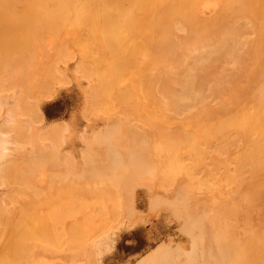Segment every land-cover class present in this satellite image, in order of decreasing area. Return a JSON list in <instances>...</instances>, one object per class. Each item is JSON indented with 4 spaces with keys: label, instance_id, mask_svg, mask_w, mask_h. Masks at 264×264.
<instances>
[{
    "label": "rangeland",
    "instance_id": "374dc122",
    "mask_svg": "<svg viewBox=\"0 0 264 264\" xmlns=\"http://www.w3.org/2000/svg\"><path fill=\"white\" fill-rule=\"evenodd\" d=\"M56 1H58V2H56ZM107 1L108 2L110 1L111 3L110 2L108 3ZM116 1L117 0H105L103 3L101 1L99 2L98 0L97 1H95V0H87V1L86 0H77L76 1L75 0L74 2H66V5H65V3H63L60 0H45L44 2H43V0H35V2H34V0H0V6L3 7V9H2V7H0V12H1L0 13V48H1V50H0V63H1V65L0 66L3 67V68L0 67V69H1V71H0V79H1L0 84H4L3 87H2V85L0 86V88H2V89H0V126L2 125L4 127V129L8 133V137L11 138V142L8 143V145H7L6 140L3 139L2 136L0 135V257H1L0 260L2 259L0 261V263H2V261H3V264H8V263L9 264H138V262L141 261L149 253H153V251L156 248L161 247V246H166V245L170 246V248H172L173 250L174 249L176 250V248H177L179 255H177V253H176L175 255H177V256H176V258L174 257V259L178 263L183 262L185 260V257H183V256L187 255L189 253L188 251L191 248V243H192L191 238L187 234H185V232L181 229V227H182L181 225L183 224V221L181 220L182 218L179 217L178 215H176V213H174V211L170 212V209H169L168 203H167V201H169V200H167L166 197L169 199V196H170L171 197L170 200L174 199L175 195L177 196L176 190H178V187L180 190L181 189L180 186L182 188L188 186L189 187L188 189L190 191L189 192L190 199L188 201L189 203L185 204L186 207H185V205H183L185 208L184 209L182 208V209L184 211L186 210L185 212L190 213L193 211L195 213L197 211L196 208L198 205V207H199L198 213L199 212L202 213L204 211V213H209L210 216H212V214H214L212 216L214 218V223L205 221L203 224V226H205V227H203L204 234L206 233V235H208L207 233L209 230V234L211 233V235H208V236H212V237H210V239L212 241L211 240L209 241L208 240L209 237H206V236H204L203 239H200V242H202L203 244L205 243V245H208L207 241H209L210 242L209 245L212 244L213 247H214V245H217L220 247L221 246L220 243L222 241L221 249L219 247L218 248L220 249V253L223 254V257L220 258L218 256V250L216 249L213 252L215 258L211 260V263H213V264H223V263L224 264H230V259H231V261H232L231 264H234L233 260H235L238 257L239 259L235 260V261H237V263H235V264H238V263L239 264H241V263L242 264H251V263L252 264H264V250L262 249V245L264 246V244H263L264 243V236H263L264 235V170L262 169V166L264 164V153H262L259 150V146H262V145H258V144H262L261 139H262V136L264 134V125H261V124H264V121H261V119L264 120V117H262L264 115V104H263L264 102L263 103H262V101L258 102L259 96H260V100H261V97H262L263 92H264V74H263V71L261 70V66H260L261 62H262L261 60H262V58H264V53L262 56L259 54V56H261L262 58L258 59L257 58V52H255V50L253 51L252 43L255 40L256 35L251 30V27L253 25L251 23L247 22L248 20L257 21V18H240V15H239V17H236L234 19V23L233 22L230 23L229 24L230 26L228 25L223 32H221L220 34L217 33L216 34L217 36L215 35L214 39L216 42L213 39V41H211V45L209 47L202 49L205 51L222 50V52H223V49H221L222 47L220 46V43H219L220 37L225 36V35L227 36V35H230L231 33H234V29H232V28H235V25H234V27H232V26L235 23H236V26H238L240 24L245 25V26L248 25L247 26L248 30L246 33L247 37L245 35V38H244L245 44L241 47V49L236 50L233 53H231L228 50V52H229L228 55L222 54V57H220L217 62L213 63V65L210 67L208 72L204 73V72L199 71L200 73L198 75L196 74L197 78L195 77V79H196V83H197L196 87H197V91H198L197 92L198 96H197V94H196V96L199 97L201 95L200 96L201 99L197 98V100H199V103H195L197 106L194 105L193 110H191V111L189 110V112L185 111L184 113H182V112L178 111V112H176V115H175L174 114L175 111L174 112L171 111L173 114H169L171 112L164 110V105H163L164 99H163V96L161 94H158L159 96L156 95L155 101H154V99H152L153 100L152 101L148 97V93H147V95L144 94V92H146V91H142L143 93L142 92H136V94L133 97L134 100L132 99L133 101L128 102V100L131 99L128 97L129 94L131 95V92L124 91V90L119 91L120 89L125 88V86H130L129 82H131V80H132L131 78H133L134 79L133 81H135V82L139 79L141 81L143 79L142 75L148 77V81L144 80V82H147V83L146 84L142 83V85L144 86L145 89H147V91H149V88H150V86L148 84H150V85L154 84L153 86H156V88L158 86L159 87L158 89H161L163 87V85L165 84V82H164L165 80H163V78H162L165 68L171 67V65H173V67H171V68H174V69H175V67H178L180 65H181L180 67H182L181 63H177V65H176L175 64L176 62L168 61L169 63L167 62L165 65L159 64L160 65V66L158 65L159 68L157 67V65H155L157 69L156 68H155V70L151 69V71L149 72L150 69L148 67V64H152L149 57L146 56V53L148 55V48L147 47L149 44V40L147 39L146 30L144 33V31H143L144 28H142L143 26L138 25L143 20L145 21L146 17H143V16H145L144 13L140 12L142 15L141 14L139 15V12L134 13L130 4H128V2L125 0H119L122 4L121 16L118 17V20H117V16L114 15V18H113L114 20L112 19L111 22L114 21L112 25H116L117 21L120 24H122V23L126 24L125 23L126 21H129L131 23L128 27H129V29L132 30V34L130 35L131 31L129 29H127L129 31L124 32V34L126 36L129 34L128 35L129 37L128 36L127 37L130 39H127V38L124 39L127 41H125L123 44V48L121 49L120 57H118L117 54H115V57H117V59L119 58L120 62L122 61V64L123 63L125 64L126 69L124 67L123 68L126 70L124 72V79L126 81H125V84H122L123 85L122 87H121V85L116 84V87H118V88L115 87V84H113L114 82H112V80H111V82H109L110 77L108 76V74L110 72H109L108 66H109V63L112 61V57L110 55L111 52L109 53V49L106 50L104 48L105 47L104 45H106V48L108 47L107 41L110 37L107 36V29H108V34L111 32V29H109L107 27V22L105 23V21H107V20L105 19L103 21V19L106 17H104L105 15H103V13H102L103 12L102 8L103 9L104 8H110L111 9L113 7L115 8L114 4L116 5ZM37 2H38V4H37ZM42 2H43V4H42ZM93 2H95V3H94V6H92L93 8L91 10V6H89V5H92ZM33 3H34V5H33ZM46 3L48 6L46 5ZM73 3H75V4H73ZM56 4H58V5H56ZM72 4L75 6H73ZM76 4L79 6L77 7ZM109 4H110V6H109ZM31 5H33V9H32ZM239 5L240 4L237 5V3H235L233 5L234 10H237L236 12L241 11V9H242L241 5L240 6ZM84 6H85V8H84ZM123 6H124V8H123ZM128 6H130V7H128ZM46 7H48V9ZM61 7H63V8H61ZM72 9H73V11H72ZM88 9H90V10L88 11ZM3 10H5V11L3 12ZM56 10L61 15L58 14L56 12ZM78 10H80L79 12H81V13L77 12ZM13 11H15V12H13ZM26 11L29 13V15ZM59 11H61V12H59ZM62 11H63V13H62ZM92 11H93V13L95 12V14L89 13ZM99 11H100V14H99ZM217 11H218V6L212 2L200 5L198 7L199 17L202 20H203V17L206 20L207 18H209V16H211L210 17V20H211ZM130 12H132L131 16H130ZM77 13L79 14V16ZM14 14H15V17L13 16ZM81 14L85 17H83ZM136 14H138V15H136ZM212 14H214V15H212ZM80 17H81V19H80ZM87 17H89V19ZM91 18L94 20H92ZM238 18H239V20H237ZM14 19H15L16 25H15V22L13 21ZM65 19H67V22ZM135 19H137V20H135ZM17 20H18V22H17ZM83 20H85V21H83ZM89 20H90V22H89ZM139 20H140V22H139ZM23 21H25V23ZM135 21H137V22L135 23ZM144 21H143V23H144ZM6 22H8V23L6 24ZM21 22H22V25H21ZM94 22H96V23H94ZM103 22H104L105 26L107 27V29L104 27ZM114 23H116V24H114ZM134 24L135 25L137 24V25L135 26ZM8 26L13 27V29L16 28L15 29L16 32ZM68 27H70V28H68ZM135 27H137V28H135ZM230 27H232V28H230ZM95 28H97V29H95ZM228 28H229V30L230 29H232V30L229 31V30H227ZM140 29H141V31H140ZM94 30H95V33L93 32ZM104 30H106V31H104ZM136 30H137V32H136V34H134V31H136ZM138 30L140 32H138ZM250 31H251V33H250ZM19 32H21L22 34ZM127 32H128V34H126ZM12 33H13V35H12ZM96 33H97V36H96ZM137 34L138 35L141 34V35L138 36ZM8 35H10L11 37L16 36L17 38L14 37L15 41L13 42L12 41V40H14V39H12L13 37L11 38ZM109 35H111V34H109ZM26 38H27V41H26ZM134 38H137V39L139 38L138 40L136 39V41H138L137 43H135L136 41ZM8 40L13 45H11L8 42ZM16 40H18V41H16ZM101 40H102V42H101ZM104 40H107V41H104ZM132 41H133V43H132ZM139 42H140V44H138ZM147 42H148V44H147ZM14 43L15 44L17 43V44L15 45ZM217 44H218V46H217ZM8 45H9V47H8ZM18 45H19V47H17ZM134 45L136 46V48H134ZM138 45H140V46H138ZM245 45H246V47H245ZM249 45H251V46L249 47ZM20 46L22 48H24V47L25 48L21 49ZM12 47L13 48L15 47V48L13 49ZM142 47H144V48H142ZM210 47L213 49H211ZM219 47H220V49H218ZM114 48L117 49V44H116V46L114 44ZM9 49H11V50H9ZM17 49H18V52H17ZM134 49H136L137 51L139 50V53H135L136 50H134ZM251 49H252V51H251ZM1 51H2V54H1ZM130 51L131 52L133 51L132 54L130 53ZM140 51H141V53H140ZM243 52H245V54ZM252 52H255V53L251 54ZM133 53H135L136 55ZM230 53H231V55H230ZM18 54H20V55L18 56ZM122 54L124 56H122ZM141 54L143 57L141 56ZM198 54H200V52H197V55ZM241 54L242 55L244 54L245 56H242ZM246 54H248V56ZM235 55H237V56H235ZM25 56H26V59H24ZM53 56H55V57H53ZM57 56H58V60H57ZM121 57H122V59H121ZM242 57H244L248 60H246V59L242 60ZM251 59H253V60H251ZM17 60L19 62H17ZM129 60H131L130 63H129ZM245 60H246V62L248 61V63L249 62L250 63L247 65ZM97 61H98V63H97ZM107 61H109V63ZM138 62H140L141 64ZM242 62H244L245 63L244 65L247 66V71H245V72H242L246 68ZM10 63H12V64H10ZM14 63L15 64L20 63V64H22V66L20 64L14 66ZM126 63H129V64L127 65ZM238 63L242 64L241 66L243 67V69ZM23 64H25V65H23ZM7 65H8V67H7ZM130 65H131V67H130ZM163 65L165 67H162ZM174 65H176V66H174ZM226 65H227V68L225 67ZM88 66L89 67L91 66V67L89 68ZM127 67H129L130 70L129 69L127 70ZM135 67L136 68L139 67V68L136 69ZM180 67H178V68H180ZM238 68H240V69H238ZM249 68H251V69H249ZM32 69H34V70L32 71ZM134 69H136V70H134ZM29 70H30V72H29ZM228 70H230V71H228ZM253 70H255L256 73ZM128 71H129L130 76L128 75ZM234 71H235V73H234ZM236 71H238V72H236ZM258 71L259 72L262 71V72L259 73ZM103 72H104V74H103ZM137 72L138 73L140 72V73L138 74ZM229 72L231 73V75ZM239 72L241 74L245 73V75L241 76ZM250 72L252 73V75H250L251 74ZM253 72L255 73V75ZM3 73H5V74H3ZM33 73H34V75H33ZM149 73H151V74H149ZM89 74H91V76H89ZM101 74L103 76H101ZM235 74H237L238 77ZM256 74H258L257 77L259 76V78L254 77V76H256ZM26 75H28V77H26ZM224 75H225V77H224ZM235 76H236V79L239 78L240 80L239 79L236 80ZM252 76H253V78H256L258 81L256 79H255L256 80L255 81V80H253V78H250ZM260 77H262L261 78L262 82L259 80ZM96 78H97V80H96ZM99 78H100V81H99ZM242 78L245 80L243 81ZM41 79H42V81H41ZM90 79H92V80H90ZM129 79H130V81H129ZM251 79L253 80V83L251 82L252 81ZM230 80H231V82H229ZM232 80L238 81V82L240 81L239 83H241V84L235 82L233 85L232 82H234V81H232ZM108 82L111 83L110 84L111 90H110V87L108 86L109 85ZM249 82H251L252 85H255V87L252 86V88H250L249 85L251 86V83L249 84ZM23 83H25V84H23ZM126 83H128V84H126ZM228 83L230 85H232V87L235 86L236 88L235 87H234V89L232 88L233 91H231L230 90L231 86ZM24 85L26 86V89H24L25 88ZM27 85H30V86H27ZM146 85L149 87H147ZM213 85H214V87H213ZM226 85L227 86L229 85V86L227 87ZM243 85H245V86H243ZM153 86H151V87H153ZM223 86H225L226 88L224 87L225 89H223L222 88ZM246 86L249 87V90L247 93H246V91H247L248 87H246ZM260 86H262L263 88L261 89ZM91 87H93V88L97 87L100 90V91L98 89L96 90L97 99L95 100V102H90V94L91 93L89 94L88 92H90V89L92 91ZM106 87H108V88H106ZM241 88H243V90ZM244 88L245 89L247 88V89L244 91ZM253 88L254 89L256 88V90H254ZM171 89L174 90L173 92L176 95L180 94L178 92L180 89L177 85H172ZM204 89L207 90L206 93H205ZM235 89H237V90H235ZM208 90H210V91H208ZM224 90L225 91L227 90L229 92L228 95H230V96H228L226 94L227 91L225 92ZM103 91L106 93L103 94L104 93ZM221 91L222 92L224 91L223 92L224 94H222ZM121 92L124 95L128 94V96H126V98L124 95L120 96ZM215 92H217V93H215ZM254 92H256V93H254ZM233 93H234V95H233ZM240 93H243L244 95H242ZM245 93L248 97L245 96ZM251 94H253V95H251ZM256 94H257V96H256ZM101 95L103 97L102 100H101V97L99 98V96H101ZM118 95L121 98L124 97V100L128 104H126V102H124L123 99L118 102L117 100L121 99V98H118L119 97ZM209 95H210V97H209ZM217 95L218 96L220 95V97H218ZM224 95H226V96H224ZM239 95H241L242 97H240ZM250 95L252 97H250ZM205 96L207 99L205 98ZM236 96H237V98H235ZM249 97L252 100H250ZM257 97H258V99H257ZM202 98H204L203 104L201 103V102H203ZM238 98H242V99L241 100L239 99V101H238ZM111 99L112 100L114 99V100L112 101ZM139 99H140V101H139ZM19 100L21 101V103L19 102L20 108H17ZM104 100H106V101H104ZM253 100L256 101L257 103L256 102L254 103ZM22 101H23V103H22ZM207 101H208V103H207ZM237 101L239 102L238 104H237ZM241 101L245 102V104H242ZM88 102H89V104H88ZM123 102L125 104L120 105V103H123ZM143 102H145V103H143ZM137 103L139 105L143 104V106L139 107V105L137 106ZM147 103H149V105ZM226 103L228 106H231L230 109L228 108ZM246 103H247V105H246ZM258 103H261V104H258ZM92 104L95 105V106L93 105L95 109H93V106H91ZM104 104L106 106L107 105H109V106L106 107ZM129 104H135V106L130 105L131 106L130 107ZM249 104L250 105L252 104V105L250 106ZM144 105H147V106H144ZM202 105H203V108H201ZM210 105H212V106H210ZM221 105H222V107H221ZM232 105L235 106L234 109H233L234 106L232 107ZM253 105H256V106H253ZM261 105H263V107ZM124 106H125V109H124ZM133 106L136 108H134ZM155 106H157V107L155 108ZM204 106H205V108H204ZM143 107H144V109L145 108L146 109L144 110ZM226 107L228 108L229 113L226 111L227 110ZM251 107H253L254 110H252ZM98 108H103V109L98 110ZM139 108H141L140 110H142L141 113H140V111H138ZM220 108H222V109H220ZM260 108H262V109H260ZM248 109H249V111H247ZM161 110H162V112H161ZM206 110H207V112H206ZM208 110H211V111L214 110L215 112L214 111L210 112ZM223 110L225 111V114H224L225 116L222 115ZM233 110L235 113L233 112ZM257 110H259V111L252 113L253 111H257ZM131 111H133L134 113L133 112L131 113ZM200 111H202V112H200ZM218 111L220 113H218ZM246 111H247V113H246ZM260 111H261V113H260ZM239 112H243L246 115L244 116V114L242 113V116H241V114H239ZM129 113H131V114H129ZM177 113H178V115H177ZM200 113H202V114H200ZM236 113H238V114L236 115ZM251 113H252V115H251ZM256 113H258V114L256 115ZM133 114H134V116H133ZM154 114H156V115H154ZM162 114L165 116L162 117L163 116ZM190 114L193 116L190 117L191 116ZM210 114H211V116H210ZM217 114H219V115H217ZM248 114L251 115L250 116L251 118L254 117L253 121L257 120L259 117H262L259 120L261 122V124L257 120L258 124L256 123V126L254 123L251 126V129H250V126H248V128H247L248 130H253V131L254 130L256 131L257 129H252V128H258L257 135H256V133H254L255 131L253 132L254 134H252L251 133L252 131H251L250 133L252 135L250 133L248 134V132H247V134H246L247 136L242 137L240 134H237L236 131H238V133H240V131L244 130V129H241L244 125V124H242L243 120H244L242 118L249 116ZM172 115H174V116H172ZM194 115H196L197 117L200 116V118H202L203 121L201 119L199 120V118L195 117ZM201 115H202V117H201ZM207 115H208V117H207ZM220 115H222V116H220ZM259 115H261V116H259ZM10 116H11V118H10ZM167 116L169 117V120H168ZM185 116L186 117L188 116L187 117L188 120L185 119ZM212 116H215V118ZM216 116H218L219 119L221 118L220 119L221 121ZM175 117H176V120H174ZM194 117L197 119L196 122L194 121L195 120ZM203 117H205V119H203ZM206 117L208 119H206ZM7 118H9V120L10 119L12 120L11 124L7 123ZM149 118H151V119L154 118V120H152V121L150 120L151 122H149ZM172 118H174V119L172 120ZM192 118H193V120H192ZM182 119H183V123H185V120H186V122H188L191 119L190 124L191 123H195V124H194V126L189 127L188 126L189 122H188V124L187 123L184 124L186 126H183V123H180V122H182ZM210 119L212 121H214L213 119H215L213 124L217 127V129L213 125H212L213 127H211L212 121H210ZM233 119L236 121L237 125L240 123L238 125L239 128H238V126L237 127L234 126L235 128L229 126V120L233 121ZM119 120L121 122H119ZM146 120H148L147 123L146 122L143 123V121H146ZM155 120H156V126L151 124V123L155 124V122H154ZM158 120H159V122H158ZM167 120H168V122H167ZM123 121H125L126 124ZM174 121H177V123ZM192 121H194V122H192ZM204 121H205V123H204ZM208 121H210L211 123ZM222 121H225V122H222ZM239 121H241L242 123ZM148 122H149V124H148ZM157 122L159 123V125ZM160 122H161V124H162V122H164L165 126L164 125L160 126ZM168 123H170V124L172 123V125L169 126ZM202 123L204 126L201 125ZM55 125L59 128L56 130V132L53 135V133H51V132H52V127ZM173 125H175L177 127L174 128L175 126L173 127ZM199 125H201V126H199ZM10 126L11 127L13 126V128H11ZM167 126H169V127H167ZM171 126H172V128H170ZM126 127H127V129H126ZM187 127H189V128H187ZM193 127H195L196 131H197V134H196V142L197 143L194 146V150L195 151L198 150V152H197L198 154L195 153L194 155L197 154L196 155L197 157H195V158H198V159H196L195 161L198 160V162H195V165H192V163L194 162V159H195L192 154L195 151H193L191 153L190 148L187 145L186 146L188 147V149H186V146L184 144L181 145V143L174 141L172 139H170L171 143H169L170 141L167 138L166 139L163 138L164 136L166 137L167 134L172 135L176 131L178 132V133L176 132L177 134H181L180 131H183V129H185V130L190 129L191 131H195V128H193ZM198 127L199 128L202 127V128H200L202 130H200ZM106 128H109L112 131V138H111L112 142L111 141L110 142L111 143L114 142L113 143L114 148L116 149V151L118 149L117 152H119L121 154V155L119 154V156L121 158V165H122V167L120 165L119 168H121V169H119V168L116 169V167L112 168L114 166L107 159V154H104V152L107 151L106 148L108 146L101 144L100 142H98L96 140V137L99 135V133L101 131L106 130ZM124 128H125V130H124ZM132 128H134V129H132ZM160 128H161V130H160ZM169 128H170V131H167V130H169ZM181 128H183V129H181ZM203 128H204V130H203ZM210 128H212V129H210ZM175 129H177V130H175ZM206 129L207 130L209 129L210 132L207 133L208 131ZM157 130H158V132H157ZM259 130H260V132H258ZM199 131L200 132L202 131V134L206 135L207 137L203 136V138H202L200 136L202 134ZM212 131L214 133L216 131H218V132H216V134L217 133H220V134H217V136H216ZM150 132H152V133L155 132V133L150 134ZM226 132L228 134V137H227ZM229 132L231 133L230 135H229ZM262 132H263V134H262ZM134 133H135V135H134ZM137 133H139V134H137ZM159 133H161L163 136ZM163 133H166V134L164 135ZM199 133H200V135H199ZM210 133H211L212 137H211V135H209V136L207 135ZM258 133H259V135H258ZM141 134H142V137H141ZM155 134H157V135H155ZM222 134H224V136ZM260 134H262V135L260 136ZM119 135H121V136H119ZM132 135H134V136H132ZM136 135H137V138L141 137V139H139V138L137 139L135 137ZM232 135L234 136V138L232 137ZM253 135H255V136H253ZM150 136L151 137L154 136V138L149 139ZM219 136H222L221 140H220ZM248 136L252 139V142ZM146 137H148L147 142H145L147 140ZM158 137L159 138L161 137V142L164 139V141H163L164 143L161 144V142H160V144H159ZM223 137H226V138L223 139ZM207 138L208 139L211 138L213 140L209 139L210 140L209 141V140H207ZM218 138H219V141H221V142L218 141ZM125 139H126V142L124 143ZM151 139L158 141L157 142L158 144L156 142L153 143V141ZM244 139H245V144H244ZM130 140H131V142H130ZM198 140H199V142H198ZM228 140L231 141V144ZM246 141L251 142V143H248V146H247ZM116 142H117V144H116ZM200 142H201V144H199ZM4 143H6V144H4ZM152 143H153V145H152ZM253 143H254V146H253ZM126 144H128V145H126ZM146 144H147V148H148V145L150 144L148 149H146V147H145ZM163 144H164V146H163ZM167 144H168V146H167ZM232 144L234 147H232ZM242 144L244 145V147H241ZM103 145H104V147H103ZM173 145L176 148H174ZM183 145H184V147H183ZM230 145H231V147H230ZM165 146H167V147L165 148ZM220 146H222V147H220ZM236 146H237V149H235ZM250 146H251V148H250L251 150H249ZM150 147H152V149H150ZM156 147H157V149H156ZM161 147H163L165 149L163 150V149H161ZM177 147H178V150H177ZM4 148H6L7 151ZM134 148L136 150L138 148L139 149L136 151V150H133ZM168 148H170V150ZM230 148H232V149H230ZM238 148L240 149V151H243V152L241 153ZM242 148L243 149L245 148V149L243 150ZM3 149L6 152L3 151ZM54 149L57 150L58 153ZM143 149H146V151ZM160 149L163 150V152ZM166 149L169 150V151H167L168 154H167V152L165 153ZM173 149H175V150H173ZM200 149L202 150L201 154H200ZM246 149H247V151H246ZM255 149H256V151H255ZM131 150H132V152H130ZM253 150L255 151L256 154L254 153ZM158 151H159V153H158ZM182 151L183 152L187 151V153H189V152L190 153H189V155L188 154L185 155L186 153L184 152L185 154H183ZM236 151H239V152H237V154H236ZM126 152L128 154H126ZM155 152H157V153H155ZM248 152H249V154H248ZM55 153L57 154L56 155L57 157L53 156V154L55 155ZM123 153L126 155V157ZM133 153H135L136 158L135 159H132L131 157L129 158V154L131 155ZM148 153H149L150 157H148ZM161 153H163V154H161ZM172 153H173V156L171 155ZM224 153H226V154H224ZM49 154H50V156H49ZM156 154H158V155H156ZM178 154H179V156H178ZM199 154L202 157V158L200 157V159H199V156H200ZM203 154H206V158H204L205 155L202 156ZM240 155H241V157H240ZM185 156H187V157H185ZM251 156H252V158H251ZM127 157L130 159V161L127 159ZM147 157L149 159H147ZM169 157H171V159H174V160L168 159ZM176 157L177 158L179 157L178 161L177 160L175 161V159H177ZM188 157H190V158L192 157L191 158L192 161L190 158L188 159ZM211 158H212V160H211ZM241 158H242L244 163H242V161L239 162L241 160ZM250 158H251V161H250ZM126 159H127V161H126ZM158 159H162V160L159 161ZM180 159L181 160L183 159L184 162H186V163H183V160L180 161ZM201 159H205L207 162L204 160H201ZM189 160H190V162H188ZM248 160H249V162H245ZM253 160H254V162H253ZM48 161H50V162H48ZM125 161L128 165L125 163ZM143 161H145V162H143ZM222 161H224V162H222ZM234 161L237 163L235 164ZM128 162H130V165ZM153 162H154V164H153ZM157 162L159 163V165L156 164ZM172 162H175L173 165L174 166L177 165V166L172 167L173 166L171 164ZM201 162H203V163L201 164ZM231 162H232V164H231ZM62 163H64V164L62 165ZM166 163H167V165H165ZM169 163H170V165H169ZM198 163H200L201 167H199L200 165H198ZM204 163H206L205 166L203 165ZM224 164L227 166V168ZM243 164H245V165H243ZM246 164L249 166H247ZM256 164H258V165H256ZM160 165H161V167L164 165V169L167 168V166H168V172H169L168 180L165 179V178H167V176H165V174L163 173V171H164V169H162L163 167L162 168L159 167ZM239 165H242L244 167L240 166V168H239ZM36 166H38V167H36ZM90 166H91V168H89ZM155 166L160 171L156 170ZM186 166H188V167H186ZM192 166H194L195 168L193 169ZM233 166H235L234 168H236V169L239 168V170L237 169V171H236L233 168ZM92 167H94V168H92ZM178 167L179 168L182 167L183 170H182V168L177 170ZM184 167H185V169H184ZM253 167H255V170H253L254 169ZM21 168H23V169H21ZM174 168H176V169H174ZM199 168H201V169H199ZM210 168H213V169H210ZM220 168H222V169H220ZM241 168H245V170L247 172L244 169H242V170H244V171H242ZM150 169L154 170V171H151ZM208 169H210V170H208ZM145 170H147V171H145ZM170 170H177L180 173L177 174L176 171L172 172ZM191 170H193V173L191 172ZM218 170L220 172H217ZM234 170L236 173L234 172ZM251 170H253V171H251ZM87 171H89L91 173H89ZM130 171H132V173L134 175L132 174V176H131ZM229 171H230V173H229ZM238 171H239V173H238ZM136 172H137V174H136ZM143 172H145V173H143ZM148 172H150V174ZM154 172H155V174H153ZM181 172H182V174H181ZM184 172L186 174H184ZM224 172H225V174H224ZM226 172H228V174H226ZM57 173H58V175H57ZM172 173H175L176 176ZM231 173H233V175H234V173H235V175L238 173L237 178H236L237 180L235 179V177H236L235 175H234V178L230 177V176L233 177V175H231ZM240 173H241V175H239ZM242 173H244V174H242ZM141 174H142V176H141ZM193 174H194V176H193ZM222 174H223V177H221ZM246 174H248L249 179H246L248 177V176H246ZM252 174H254V175H252ZM208 175L210 176V179H209ZM213 175H214V177H213ZM216 175H217V177H216ZM113 176H114V178H113ZM115 176L118 177V180ZM134 176H136V177H134ZM171 176H173V178ZM195 176L197 179L195 178ZM238 176H241L242 179L239 178ZM78 177H80V178H78ZM152 177H154V178H152ZM163 177H164L165 181H164ZM186 177L187 178L188 177L189 178L194 177V178H192L191 180L190 179L187 180ZM220 177H221V179H219V181L221 180L220 181L221 184L218 181V179L216 180V178H220ZM100 178H101V180H100ZM170 178H172V181L170 180ZM212 178H213V180H212ZM223 178H224V180H223ZM139 179L141 181H139ZM143 180H144V182L146 181V183H148V184L144 183ZM199 180H200V183H199ZM201 180L202 181L204 180L203 181L204 183L206 181H208L205 183L207 185V187L209 186L208 189H207L206 185L202 184ZM214 180H215V182L216 181L217 182L215 183ZM225 180L228 182H226ZM76 181H77V183H76ZM116 181H119V182H116ZM168 181L169 182L171 181L170 183L173 186L170 185V183ZM185 181H188V182H185ZM191 181H193V182H191ZM54 182H56V183H54ZM96 182H98V183L100 182V183L98 184ZM130 182H132V184H130ZM161 182H162V185H161ZM177 182H178V184H177ZM189 182H191V183H189ZM121 183H122V185H121ZM224 183H226V184L224 185ZM118 184H120V185H118ZM123 184H125L124 185L125 187L123 186ZM136 184L138 187L136 186ZM150 184H152V185H150ZM179 184H181V185L179 186ZM182 184H183V186H182ZM190 184L192 185L191 186L192 189L190 188ZM237 184L240 186L238 187ZM75 185L79 186V187H76ZM199 185H201V186H199ZM213 185H214V188H213ZM219 185H221V186L223 185V186L221 187ZM226 185H228L229 187ZM128 186H129V189L127 188ZM167 186L169 188L168 190H170V191H168V190L167 191L170 194L167 191H166L167 192L166 193L164 190L167 188ZM171 186L176 190L174 191V189H172ZM193 186H194V189H193ZM224 186H226V187H224ZM123 187L126 189H123ZM216 187H218V188H216ZM198 188H199V190L203 189L202 190L203 192L199 191V190H195ZM230 188H231V190H230ZM116 189H117V191H115ZM216 189L219 191H217ZM99 190H101L102 192H104L106 190V192H104L102 194L101 192H98ZM171 190H173V192ZM233 190H235V192H233ZM59 191L61 193H59ZM118 191L120 194L119 193L117 194ZM128 191H130V192H128ZM193 191H195V192L197 191V192L195 193ZM210 191L211 192L215 191L214 193L212 192L213 196H212V193ZM230 191H232V193ZM81 192H83L84 195ZM70 193H71V195H70ZM74 193H75V195H74ZM105 193H107L111 196H114V197L111 198L110 196H107V194H105ZM113 193H115V194H113ZM126 193H127V195H126ZM123 194H125L126 196H124ZM166 194H168V195H166ZM94 195H96V196H94ZM97 195H99V196H97ZM199 195H201V196H199ZM106 196L108 198H110L111 200L110 199L107 200ZM117 196H118V198H116ZM119 198H121V199H119ZM206 198H207V200H206ZM214 198L216 201L214 200ZM153 199H156V201H158V203L155 206H153V204H152ZM232 200H233V202L231 204ZM161 201H162V204L161 203L159 204V202H161ZM207 201H209V202H207ZM79 202H81V203L78 204ZM113 202L118 203V204L117 205L111 204ZM201 203H203V206ZM210 203H211V205H210ZM74 205H75L76 209L72 208V207H74ZM82 205L85 207H83ZM159 205L160 206L163 205V207L165 209L162 207L159 208ZM193 205L195 206V208ZM65 206H67V207H65ZM210 206L213 207L214 212ZM216 206H219V207H216ZM82 207H83V209L80 210ZM93 207L94 208L96 207V209H92ZM70 208H72V209L70 210ZM113 208L117 209L116 210L117 213H115V210L114 211L112 210ZM203 208H204V210L202 211ZM208 208H210V209H208ZM229 208H230V210H229ZM55 209H57V210H55ZM91 209H92V212L90 211ZM221 209L223 211H221ZM210 210H212V211H210ZM78 211H79V213H76ZM83 211H84V213H83ZM88 211H89V213H87ZM106 211L109 213H107ZM206 211H208V212H206ZM69 212H71V213H69ZM93 212H95V213H93ZM211 212H212V214H211ZM67 213H69V214H67ZM75 213H76V216H74ZM80 213H81V215H80ZM112 213H115V214H112ZM234 213L237 215H234ZM27 214H28V216H27ZM57 214H58V216H56ZM59 214H61L62 216ZM51 215H53V216H51ZM90 215L93 218L90 217ZM95 215H97V216H95ZM109 215L112 217H110ZM114 215L115 216L117 215V217H115ZM174 215H176V216H174ZM22 216H24V217H22ZM55 217L58 220L59 219L60 220L58 221ZM49 218L50 219L52 218V219L50 220ZM70 218H72V220ZM83 218H85L86 220ZM176 218H178V219H176ZM219 219H221V220H219ZM53 220H54V222H53ZM215 221H218V222L216 223ZM207 222L209 224H211V228H209L210 225H208ZM224 222H225V224H224ZM227 222H229V223H227ZM230 223H231V225H230ZM215 226L219 227L220 229L216 228ZM224 226L226 228H224ZM33 228H34V230H33ZM36 228L38 229V231ZM222 228H224V230ZM205 229H207V232ZM226 229H229V230L226 231ZM50 231H52V232H50ZM223 231H224V234H223ZM225 233H227V234L225 235ZM218 234L219 235L221 234L220 236L222 239L221 238L219 239L220 236ZM222 234H223V237H222ZM250 235H251V237H250ZM52 236L54 238H52ZM213 236H214V239H213ZM253 237H254V239H253ZM217 238H218V240H217ZM205 239H207V240H205ZM232 239L235 243L233 241H231ZM250 239H251V241H250ZM256 239H258V240H256ZM58 240H60V241L58 242ZM72 240L74 241L75 246H74L73 242H70ZM223 240H225V241H223ZM245 240L246 241L248 240L247 245L244 244V242L246 243ZM252 240H254V241H252ZM242 241H243V243H242ZM63 243L65 244L64 246L62 245ZM71 243L73 244V246L71 245ZM231 243L232 244L234 243L236 246L234 244H233L234 245L233 246ZM228 244H229V246H228ZM79 245H80V249H82V250L79 249ZM237 245H239L241 247H239ZM248 245H250V246H248ZM16 246H17V248H16ZM69 246H71L70 247L71 249L69 248ZM18 247H19V249H18ZM216 247H214V249ZM59 248H61V249H59ZM62 248H63V250H62ZM73 248H74V250H73ZM228 249H229V251L227 252ZM72 250H73V252L75 251L78 255L73 253ZM87 250H88V252H87ZM182 250L184 251V253ZM81 251H83V252H81ZM215 251H217V252H215ZM247 251H248V253H247ZM234 252H237V253H234ZM239 252H241V253H239ZM69 253H71V254H69ZM227 253L228 254L231 253L230 256H228ZM2 255H4V256H2ZM242 255H244V256L242 257ZM246 255H247V257H246ZM247 258H248V260H247ZM6 261H7V263H6ZM218 261H219V263H218ZM222 261H223V263H222ZM240 261H241V263H240ZM248 261H250V263H248ZM254 261H255V263H254Z\"/></svg>",
    "mask_w": 264,
    "mask_h": 264
},
{
    "label": "bare ground",
    "instance_id": "6f19581e",
    "mask_svg": "<svg viewBox=\"0 0 264 264\" xmlns=\"http://www.w3.org/2000/svg\"><path fill=\"white\" fill-rule=\"evenodd\" d=\"M45 0H43V2H44ZM60 1H62L63 3H65V5H66V2H74L75 0H60ZM77 1V0H76ZM87 1V0H86ZM95 1H97V0H95ZM99 2L101 1V2H103L104 3V1L105 0H98ZM125 1H127L128 2V4H130V6L132 7V10L134 11V13H137V12H139V15L141 14V13H144L145 14V16H143V17H146L145 18V21H144V23H143V21L141 22V23H139L138 25H140V26H143L142 28H144V33H145V30H146V33H147V39L149 40V44H148V42H147V44H148V55H147V53H146V56L147 57H149V59H150V61L152 62V64H148V67H149V72L151 71V69L152 70H155V68H156V66L155 65H157V67H158V65L159 64H166L168 61H174V62H176L175 64L177 65V63H181L182 64V67H180V66H178V67H180V68H178V67H175V69L174 68H171V67H173V65H171V67H166L165 68V70H164V72H163V80H165L164 82H165V84L163 85V87L161 88V89H158L159 87L157 86V88H156V86H153V85H150V84H148L149 86H150V88H149V91H147V89H145L144 88V86L142 85V83H147V82H144V80L145 81H148V77H146V76H143L142 75V77H143V79L140 81V79L139 80H137L136 82L135 81H133L134 79L133 78H131L132 80H131V82H129L130 83V86H125V88H122V89H120L119 91H129V92H131V95L129 94V96H128V94L126 95H124L122 92H121V94H120V96H122V95H124L125 96V98H126V96H128L129 98H131L130 100H128V102L129 101H133L134 100V95L136 94V92H142V91H146V92H144V94H146L147 95V93H148V97L152 100V99H154V101H155V99H156V95H158V94H161L162 96H163V99H164V110H166V111H169V112H174L175 111V115H176V112H178V111H180V112H182V113H184L185 111H188L189 112V110L191 111V110H193V106L195 105V106H197L195 103H199V100H197V98H199V99H201V95L199 96V97H197L198 96V91H197V87H196V85H197V83H196V79H195V77H196V74L198 75L200 72L199 71H201V72H204V73H206V72H208L209 71V69H210V67L213 65V63L214 62H217L218 60H219V58L220 57H222V54H225V55H228V50L231 52V53H233L234 51H236V50H239V49H241V47L245 44L244 43V38H245V35H246V33H247V30H248V25L247 26H245V25H238V26H236V23L235 24H233V26L232 27H234V25H235V28H232V27H230V28H232V29H234V33H231L230 35H225V36H222V37H220V39H219V43H220V46L222 47L221 49H223V52H222V50H218V51H205V50H202L203 48H207V47H209L210 45H211V41H213V39H214V37H215V35L217 34V33H221V32H223L225 29H226V27L230 24V23H234V19L236 18V17H239V15H240V18H257V21H251V20H248L247 22L248 23H251L253 26L251 27V30L254 32V34L256 35L255 36V40L253 41V43H252V46H253V51L255 50V52H257V58L258 59H260V58H262L261 56L263 55V53H264V0H125ZM34 2H35V0H34ZM43 2H42V4H43ZM52 2V1H51ZM56 2H58V1H56ZM98 2V3H99ZM108 2V1H107ZM106 2V3H107ZM110 2V1H109ZM108 2V3H109ZM124 2V1H123ZM209 2H212V3H214V4H216L217 6H218V11L215 13V15L214 14H212V15H214L213 16V18L210 20V17L211 16H209V18H207L206 20L204 19V15L202 16L203 17V20L199 17V13H198V7L200 6V5H203V4H206V3H209ZM28 3V2H27ZM55 3V2H54ZM84 3V2H83ZM87 3V2H86ZM85 3V4H86ZM91 3V2H90ZM94 3L95 2H93V4L92 5H89V6H91V10H92V6H94ZM102 3V4H103ZM111 3V2H110ZM115 3V2H114ZM235 3H237V5L238 4H240L241 5V11H238V12H236L237 10H234V8H233V5L235 4ZM36 4V3H35ZM37 4H38V2H37ZM41 4V3H40ZM39 4V5H40ZM53 4V3H52ZM73 4H75V3H73ZM72 4V5H73ZM6 5V4H5ZM33 5H34V3H33ZM33 5H31L32 6V9H33ZM46 5H47V3H46ZM56 5H58V4H56ZM84 5V4H83ZM87 5V4H86ZM108 5V4H107ZM239 5V6H240ZM8 6V5H7ZM37 6V5H36ZM48 6V5H47ZM55 6V5H54ZM62 6V5H61ZM73 6H75V5H73ZM72 6V7H73ZM76 6L78 7L79 5H77L76 4ZM96 6V5H95ZM100 6V5H99ZM109 6H110V4H109ZM114 6H115V8L113 7V8H102V10H103V15H105L104 17H106V18H104L103 16V21L106 19L107 21H105V23L107 22V27L109 28V29H111V32L109 33V34H111V35H109L108 34V29H107V27L105 26V24H104V22H103V24H104V27L107 29V36H109L110 38L108 39V41L107 40H104V41H107L108 42V44H107V48H106V45H104L105 47V49L107 50V49H109V53H110V55H111V57H112V61L109 63V61H107L108 63H109V74H108V76L110 77V81L109 82H111V80H112V82H114L113 84H115V87H116V84H119V85H121V87L123 86L122 84H125V79H124V72L126 71L125 69V64L123 65L122 64V61L120 62V59L118 60L117 59V57H115V54H117V56L118 57H120V53H121V49L123 48V44H124V42L125 41H127V40H124V39H130V38H128L129 36V34H128V32L126 33V34H128L127 36L124 34V32L125 31H131L130 32V35L132 34V30L131 29H129V25L131 24L129 21H124L126 24H120V23H118V21H117V24L116 23H114V24H116V25H112L113 24V22H111V20L114 18V15L115 16H117V20H118V17H120L121 16V11H122V4H121V2L119 1V0H117L116 1V5L114 4ZM127 6V5H126ZM130 6H128V7H130ZM0 7H2V6H0ZM38 7V6H37ZM43 7V6H42ZM203 7V6H202ZM216 7V6H215ZM47 9H48V7H46ZM57 8V7H56ZM61 8H63V7H61ZM75 8V7H74ZM84 8H85V6H84ZM123 8H124V6H123ZM127 8V7H126ZM214 8V7H213ZM2 9H3V7H2ZM5 9V8H4ZM8 9V8H7ZM30 9V8H29ZM31 9V10H32ZM35 9V8H34ZM40 9V8H39ZM50 9V8H49ZM70 9V8H69ZM78 9V8H77ZM83 9V8H82ZM81 9V10H82ZM52 10V9H51ZM54 10V9H53ZM64 10V9H63ZM75 10V9H74ZM90 9H88V11H89ZM131 10V9H130ZM207 10V9H206ZM5 10H3V12H4ZM30 11V10H29ZM33 11V10H32ZM47 11V10H46ZM72 11H73V9H72ZM80 10H78L77 12H79ZM83 11V10H82ZM96 11V10H95ZM129 11V10H128ZM215 11V10H214ZM13 12H15V11H13ZM27 12V11H26ZM56 12H57V10H56ZM59 12H61V11H59ZM141 12V13H140ZM202 12V11H201ZM1 13V12H0ZM28 13V12H27ZM48 13V12H47ZM58 13V12H57ZM62 13H63V11H62ZM72 13V12H71ZM79 13H81V12H79ZM83 13V12H82ZM89 13H93V11L92 12H89ZM131 13L132 12H130V16H131ZM203 13V12H202ZM58 14H60V13H58ZM68 14V13H67ZM75 14V13H74ZM78 14V13H77ZM93 14H95V12L93 13ZM99 14H100V11H99ZM25 15V14H24ZM28 15H29V13H28ZM61 15V14H60ZM82 15V14H81ZM80 15V16H81ZM97 15V14H96ZM124 15V14H123ZM136 15H138V14H136ZM142 15V14H141ZM202 15V14H201ZM5 16V15H4ZM14 17H15V14L13 15ZM71 16V15H70ZM78 16H79V14H78ZM83 16V15H82ZM81 16V17H82ZM92 16V15H91ZM98 16V15H97ZM129 16V15H128ZM37 17V16H36ZM60 17V16H59ZM64 17V16H63ZM81 17H80V19H81ZM83 17H85V16H83ZM99 17V16H98ZM126 17V16H125ZM134 17V16H133ZM19 18V17H18ZM65 18V17H64ZM63 18V19H64ZM88 19H89V17H87ZM94 18V17H93ZM97 18V17H96ZM122 18V17H121ZM128 18V17H127ZM206 18V17H205ZM70 19V18H69ZM86 19V18H85ZM92 19V18H91ZM98 19V18H97ZM120 19V18H119ZM2 20V19H1ZM11 20V19H10ZM21 20V19H20ZM29 20V19H28ZM66 20V22H67V19H65ZM64 20V21H65ZM92 20H94V19H92ZM114 20V19H113ZM128 20V19H127ZM135 20H137V19H135ZM141 20V19H140ZM140 20H139V22H140ZM237 20H239V18L237 19ZM243 20V19H242ZM6 21V20H5ZM14 22H15V19L13 20ZM49 21V20H48ZM62 21V20H61ZM83 21H85V20H83ZM97 21V20H96ZM122 21V20H121ZM134 21V20H133ZM17 22H18V20H17ZM24 23H25V21H23ZM28 22V21H27ZM71 22V21H70ZM89 22H90V20H89ZM137 21H135V23H136ZM236 22V21H235ZM238 22V21H237ZM8 22H6V24H7ZM13 23V22H12ZM20 23V22H19ZM74 23V22H73ZM86 23V22H85ZM94 23H96V22H94ZM239 23V22H238ZM98 24V23H97ZM96 24V25H97ZM13 25V24H12ZM15 25H16V22H15ZM21 25H22V22H21ZM43 25V24H42ZM60 25V24H59ZM65 25V24H64ZM73 25V24H72ZM95 25V26H96ZM135 25V24H134ZM137 25V24H136ZM135 25V26H136ZM14 26V25H13ZM20 26V25H19ZM32 26V25H31ZM41 26V25H40ZM50 26V25H49ZM81 26V25H80ZM91 26V25H90ZM230 26V25H229ZM2 27V26H1ZM8 27H10V26H8ZM7 27V28H8ZM67 27V26H66ZM111 27V28H110ZM128 27V28H127ZM6 28V27H5ZM11 29H13V27H10ZM53 28V27H52ZM68 28H70V27H68ZM135 28H137V27H135ZM16 29V28H15ZM15 29H13L15 32H16V30ZM19 29V28H18ZM21 29V28H20ZM26 29V28H25ZM49 29V28H48ZM95 29H97V28H95ZM104 29V28H103ZM102 29V30H103ZM127 29H129V30H127ZM232 29H230V30H232ZM8 30V29H7ZM32 30V29H31ZM34 30V29H33ZM54 30V29H53ZM227 30H229V28L227 29ZM229 30V31H230ZM5 31V30H4ZM10 31V30H9ZM12 31V30H11ZM25 31V30H24ZM37 31V30H36ZM100 31V30H99ZM104 31H106V30H104ZM110 31V30H109ZM140 31H141V29H140ZM139 30H138V32H140ZM3 32V31H2ZM6 32V31H5ZM14 32V33H15ZM94 33H95V30L93 31ZM136 32H137V30L136 31H134V34H136ZM19 33H21V32H19ZM102 33V32H101ZM229 33V32H228ZM250 33H251V31H250ZM22 34V33H21ZM142 34V33H141ZM140 34V35H141ZM184 34V35H183ZM12 35H13V33H12ZM15 35V34H14ZM38 35V34H37ZM138 35V34H137ZM140 35H138V36H140ZM145 35V34H144ZM143 35V36H144ZM222 35V34H221ZM249 35V34H248ZM252 35V34H251ZM8 36H10V35H8ZM59 36V35H58ZM96 36H97V33H96ZM102 36V35H101ZM217 36V35H216ZM11 37V36H10ZM13 37V36H12ZM11 37V38H12ZM14 37H16V36H14ZM12 38V39H14V40H12L13 42L15 41V38ZM99 37V36H98ZM133 37V36H132ZM246 37H247V35H246ZM17 38V37H16ZM22 38V37H21ZM25 38V37H24ZM100 38V37H99ZM102 38V37H101ZM140 38V37H139ZM138 38V39H139ZM9 39V38H8ZM38 39V38H37ZM107 39V38H106ZM135 39V41H136V39L137 38H134ZM137 39V40H138ZM145 39V38H144ZM146 39V40H147ZM29 40V39H28ZM98 40V39H97ZM141 40V39H140ZM143 40V39H142ZM218 40V39H217ZM246 40V39H245ZM252 40V39H251ZM3 41V40H2ZM7 41V40H6ZM16 41H18V40H16ZM26 41H27V38H26ZM100 41V40H99ZM134 41V42H135ZM214 41H215V39H214ZM8 42H9V40H8ZM23 42V41H22ZM25 42V41H24ZM101 42H102V40H101ZM114 42V43H113ZM138 41H136L135 43H137ZM143 42V41H142ZM216 42V41H215ZM10 43V42H9ZM19 43V42H18ZM132 43H133V41H132ZM213 43V42H212ZM11 44V43H10ZM15 44V43H14ZM17 44V43H16ZM15 44V45H16ZM20 44V43H19ZM22 44V43H21ZM25 44V43H24ZM98 44V43H97ZM102 44V43H101ZM114 44H115V46H116V44H117V49H115L114 48ZM138 44H140V42L138 43ZM146 44V43H145ZM144 44V45H145ZM11 45H13V44H11ZM28 45V44H27ZM133 45V44H132ZM136 45V44H135ZM134 45V48H136V46ZM143 45V46H144ZM22 46V45H21ZM20 46V48L21 49H24V48H22ZM103 46V45H102ZM138 46H140V45H138ZM137 46V47H138ZM217 46H218V44H217ZM251 45H249V47H250ZM5 47V46H4ZM8 47H9V45H8ZM17 47H19V45L17 46ZM245 47H246V45H245ZM248 47V48H249ZM6 48V47H5ZM13 48V47H12ZM11 48V49H12ZM15 48V47H14ZM13 48V49H14ZM29 48V47H28ZM133 48V47H132ZM142 48H144V47H142ZM211 48V47H210ZM11 49H9V50H11ZM53 49V48H52ZM139 49V48H138ZM211 49H213V48H211ZM218 49H220V47L218 48ZM245 49V48H244ZM0 50H1V48H0ZM116 50V51H115ZM134 50H136V49H134ZM247 50V49H246ZM250 50V49H249ZM251 51H252V49H251ZM15 52V51H14ZM13 52V53H14ZM17 52H18V49H17ZM20 52V51H19ZM116 52V53H115ZM133 52V51H132ZM132 52L130 51V53L132 54ZM197 52H200V54H198L197 55ZM239 52V51H238ZM255 52H252L251 54H253V53H255ZM135 53H139V50L137 51H135ZM135 53H133V54H135ZM140 53H141V51H140ZM231 53H230V55H231ZM244 54H245V52H243ZM1 54H2V51H1ZM93 54V53H92ZM242 55V56H245V55ZM259 54L261 55V56H259ZM20 54H18V56H19ZM136 55V54H135ZM138 55V54H137ZM247 56H248V54H246ZM250 55V54H249ZM10 56V55H9ZM8 56V57H9ZM34 56V55H33ZM122 56H124L123 54H122ZM129 56V55H128ZM140 56V55H139ZM141 56H142V54H141ZM235 56H237V55H235ZM254 56V55H253ZM53 57H55V56H53ZM131 57V56H130ZM137 57V56H136ZM143 57V56H142ZM230 57V56H229ZM252 57V56H251ZM28 58V57H27ZM32 58V57H31ZM116 58V59H115ZM128 58V57H127ZM126 58V59H127ZM231 58V57H230ZM253 58V57H252ZM22 59V58H21ZM20 59V60H21ZM24 59H26V56H25V58ZM23 59V60H24ZM121 59H122V57H121ZM144 59V58H143ZM239 59V58H238ZM237 59V60H238ZM243 59H246V58H244V57H242V60ZM250 59V58H249ZM19 60V59H18ZM17 60V62H19ZM46 60V59H45ZM57 60H58V56H57ZM117 60V61H116ZM136 60V59H135ZM140 60V59H139ZM138 60V61H139ZM225 60V59H224ZM233 60V59H232ZM231 60V61H232ZM246 60H248V59H246ZM246 60H245V62H246ZM251 60H253V59H251ZM130 61L131 60H129V63H130ZM147 61V60H146ZM236 61V60H235ZM250 61V60H249ZM262 62H261V70L263 71V74H264V58H262V60H261ZM14 62V61H13ZM127 62V61H126ZM241 62V61H240ZM4 63V62H3ZM2 63V64H3ZM21 63V62H20ZM20 63H18V64H20ZM52 63V62H51ZM97 63H98V61H97ZM129 63H126L127 65L129 64ZM138 63H140V62H138ZM137 63V64H138ZM169 63V62H168ZM233 63V62H232ZM243 63V65L245 64L244 62H242ZM250 63V62H249ZM248 63V61L246 62V64L248 65L249 64ZM10 64H12V63H10ZM9 64V65H10ZM17 63L15 64L14 63V66L15 65H18ZM102 64V63H101ZM135 64V63H134ZM136 64V65H137ZM141 64V63H140ZM218 64V63H217ZM235 64V63H234ZM239 64V63H238ZM237 64V65H238ZM0 65H1V63H0ZM21 66H22V64H20ZM23 65H25V64H23ZM34 65V64H33ZM87 65V64H86ZM108 65V64H107ZM106 65V66H107ZM162 66V67H165V66ZM168 65V64H167ZM176 65H174V66H176ZM225 65V64H224ZM240 66L242 65L241 63L239 64ZM251 65V64H250ZM40 66V65H39ZM92 66V65H91ZM90 66V67H91ZM98 66V65H97ZM135 66V65H134ZM160 66V65H159ZM235 66V65H234ZM245 66V65H244ZM252 66V65H251ZM259 66V65H258ZM259 66V67H260ZM0 67H2V66H0ZM7 67H8V65H7ZM41 67V66H40ZM56 67V66H55ZM89 67V66H88ZM89 67V68H90ZM100 67V66H99ZM125 69H124V68ZM130 67H131V65H130ZM226 68H227V65L225 66ZM242 67V66H241ZM246 67V68H245ZM244 68H245V70H243L242 72H245V71H247V66H245ZM249 67V66H248ZM3 68V67H2ZM6 68V67H5ZM35 68V67H34ZM88 68V69H89ZM102 68V67H101ZM105 68V67H104ZM136 68V67H135ZM139 68V67H138ZM138 68H136V69H138ZM159 68V67H158ZM234 68V67H233ZM8 69V68H7ZM21 69V68H20ZM29 69V68H28ZM80 69V68H79ZM86 69V68H85ZM94 69V68H93ZM129 69V67H127V70ZM136 69H134V70H136ZM157 69V68H156ZM163 69V68H162ZM231 69V68H230ZM238 69H240V68H238ZM242 69H243V67H242ZM249 69H251V68H249ZM18 70V69H17ZM34 69H32V71H33ZM43 70V69H42ZM97 70V69H96ZM103 70V69H102ZM130 70V69H129ZM140 70V69H139ZM224 70V69H223ZM260 70V69H259ZM0 71H1V69H0ZM85 71V70H84ZM83 71V72H84ZM92 71V70H91ZM162 71V70H161ZM225 71V70H224ZM228 71H230V70H228ZM254 72H255V70H253ZM257 71V70H256ZM262 71H258L259 73H261ZM12 72V71H11ZM29 72H30V70H29ZM35 72V71H34ZM46 72V71H45ZM81 72V71H80ZM95 72V71H94ZM93 72V73H94ZM100 72V71H99ZM98 72V73H99ZM106 72V71H105ZM159 72V71H158ZM223 72V71H222ZM236 72H238V71H236ZM241 72V71H240ZM239 72V73H240ZM253 72V73H254ZM7 73V72H6ZM86 73V72H85ZM97 73V72H96ZM107 73V72H106ZM127 73V72H126ZM138 73V72H137ZM140 73V72H139ZM138 73V74H139ZM230 73V72H229ZM234 73H235V71H234ZM251 73V72H250ZM256 73V72H255ZM255 73H254V75H255ZM3 74H5V73H3ZM25 74V73H24ZM103 74H104V72H103ZM133 74V73H132ZM149 74H151V73H149ZM238 74V73H237ZM237 74H235V75H237ZM30 75V74H29ZM33 75H34V73H33ZM93 75V74H92ZM100 75V74H99ZM128 75L130 76V74H129V71H128ZM159 75V74H158ZM161 75V74H160ZM230 75H231V73H230ZM229 75V76H230ZM239 75V74H238ZM238 75H237V77H238ZM240 75L242 76V75H245V73H243V74H241L240 73ZM250 75H252V73L250 74ZM253 75V76H254ZM257 75L258 74H256V76H254V77H257ZM23 76V75H22ZM36 76V75H35ZM89 76H91V74H89ZM88 76V77H89ZM95 76V75H94ZM101 76H103L102 74H101ZM157 76V75H156ZM220 76V75H219ZM253 76L252 77H250V78H253ZM21 77V76H20ZM26 77H28V75H26ZM97 77V76H96ZM134 77V76H133ZM224 77H225V75H224ZM232 77V76H231ZM230 77V78H231ZM234 77V76H233ZM23 78V77H22ZM98 78V77H97ZM97 78H96V80H97ZM137 78V77H136ZM135 78V79H136ZM141 78V77H140ZM152 78V77H151ZM161 78V79H162ZM197 78V77H196ZM241 78V77H240ZM257 78H259V76L257 77ZM261 78L262 77H260V81L262 82V80H261ZM88 79V78H87ZM104 79V78H103ZM109 79V78H108ZM107 79V80H108ZM232 79V78H231ZM235 79H236V76H235ZM234 79V80H235ZM239 79V78H238ZM238 79H236V80H238ZM243 79V78H242ZM256 78H253V80H255ZM1 80V79H0ZM28 80V79H27ZM34 80V79H33ZM90 80H92V79H90ZM128 80V79H127ZM159 80V79H158ZM214 80V79H213ZM228 80V79H227ZM234 80H232V81H234ZM240 80V79H239ZM245 79H243V81H244ZM252 80V79H251ZM253 80L251 81L252 83H253ZM257 80V79H256ZM255 80V81H256ZM20 81V80H19ZM41 81H42V79H41ZM99 81H100V78H99ZM129 81H130V79H129ZM160 81V80H159ZM258 81V80H257ZM2 82V81H1ZM4 82V81H3ZM36 82V81H35ZM108 82V83H109ZM150 82V81H149ZM163 82V81H162ZM163 82V83H164ZM218 82V81H217ZM228 82V81H227ZM229 82H231V80L229 81ZM235 82H237V83H239L238 81H234V82H232L233 83V85H234V83ZM247 82V81H246ZM251 82H249V84L251 83ZM9 83V82H8ZM22 83V82H21ZM92 83V82H91ZM96 83V82H95ZM100 83V82H99ZM102 83V82H101ZM151 83V82H150ZM244 83V82H243ZM252 83H251V86L249 85V87L250 88H252V86H254L255 87V85H252ZM257 83V82H256ZM23 84H25V83H23ZM94 84V83H93ZM110 84L111 83H109V87H110ZM126 84H128V83H126ZM158 84V83H157ZM218 84V83H217ZM227 84V83H226ZM229 84V83H228ZM239 84H241V83H239ZM255 84V83H254ZM262 84V83H261ZM2 85V87H3V85L4 84H0V86ZM17 85V84H16ZM19 85V84H18ZM107 85V84H106ZM105 85V86H106ZM172 85H177L178 87H179V93L180 94H175L173 91L174 90H172L171 89V86ZM216 85V84H215ZM230 85V84H229ZM228 85V86H229ZM237 85V84H236ZM25 86V85H24ZM27 86H30V85H27ZM96 86V85H95ZM99 86V85H98ZM118 86V85H117ZM147 86V85H146ZM149 86H147V87H149ZM151 86H153V87H151ZM160 86V85H159ZM222 86V85H221ZM227 86V85H226ZM227 86V87H228ZM231 87H230V90L231 91H233L232 90V88L234 89V87H232V85H230ZM243 86H245V85H243ZM242 86V87H243ZM213 87H214V85H213ZM217 87V86H216ZM225 86H223L222 88L223 89H225L224 88ZM246 87H248V86H246ZM249 87H248V89H247V91H246V93L248 92V90H249ZM257 87V86H256ZM261 87V89L263 88L262 86H260ZM21 88V87H20ZM23 88V87H22ZM92 88V91H91V89H90V92H88L89 94H90V102H95V100L97 99V93H96V90L98 89L97 87H95V88H93V87H91ZM105 88V87H104ZM106 88H108V87H106ZM116 88H118V87H116ZM209 88V87H208ZM221 88V89H222ZM236 88V87H235ZM240 88V87H239ZM238 88V89H239ZM0 89H2V88H0ZM24 89H26V86H25V88ZM23 89V90H24ZM30 89V88H29ZM101 89V88H100ZM113 89V88H112ZM220 89V88H219ZM222 89V90H223ZM242 90H243V88H241ZM245 88H244V91L246 90ZM254 89V88H253ZM34 90V89H33ZM99 90V89H98ZM110 90H111V87H110ZM205 90V89H204ZM228 90V89H227ZM226 90V91H227ZM235 90H237V89H235ZM241 90V91H242ZM254 90H256V88L254 89ZM30 91V90H29ZM43 91V90H42ZM100 91V90H99ZM105 91V90H104ZM103 91V92H104ZM109 91V90H108ZM176 91V90H175ZM206 91L207 90H205V93H206ZM208 91H210V90H208ZM225 91V90H224ZM223 91V92H224ZM225 91V92H226ZM4 92V91H3ZM222 92V91H221ZM222 92V94H224ZM228 92V91H227ZM226 92V94L228 95L229 94V92L227 93ZM240 92V91H239ZM250 92V91H249ZM260 92V91H259ZM28 93V92H27ZM106 92H104L103 94H105ZM125 93V92H124ZM133 93V94H132ZM143 93V92H142ZM209 93V92H208ZM215 93H217V92H215ZM246 93H245V96L246 97H248L247 95H246ZM251 93V92H250ZM254 93H256V92H254ZM261 93V92H260ZM111 94V93H110ZM139 94V93H138ZM143 94V95H144ZM196 94H197V96H196ZM201 94V93H200ZM221 94V95H222ZM231 94V93H230ZM240 94H242V95H244L243 93H240ZM26 95V94H25ZM233 95H234V93H233ZM251 95H253V94H251ZM250 95V97H252ZM259 95V94H258ZM6 96V95H5ZM29 96V95H28ZM115 96V95H114ZM119 96V95H118ZM118 97V98H121V97ZM131 96V97H130ZM137 96V95H136ZM140 96V95H139ZM159 96V95H158ZM218 96V95H217ZM224 96H226V95H224ZM228 96H230V95H228ZM240 97H242L241 95H239ZM255 96V95H254ZM256 96H257V94H256ZM21 97V96H20ZM101 97V100H102V95L101 96H99V98ZM112 97V96H111ZM209 97H210V95H209ZM218 97H220V95L218 96ZM250 97H249V99H250ZM106 98V97H105ZM128 98V99H129ZM141 98V97H140ZM160 98V97H159ZM205 98H206V96H205ZM223 98V97H222ZM221 98V99H222ZM226 98V97H225ZM235 98H237V96L235 97ZM89 99V98H88ZM123 99V101L124 102H126L125 100H124V97H122L121 99H118L117 101L119 102V101H121ZM133 99V100H132ZM204 98H202V100H203ZM207 99V98H206ZM239 99L241 100L242 98H238V101H239ZM254 99V98H253ZM257 99H258V97H257ZM100 100V99H99ZM112 100V99H111ZM114 100V99H113ZM112 100V101H113ZM138 100V99H137ZM211 100V99H210ZM246 100V99H245ZM250 100H252V99H250ZM255 100V99H254ZM253 100V101H254ZM104 101H106V100H104ZM139 101H140V99H139ZM142 101V100H141ZM153 101V100H152ZM162 101V100H161ZM216 101V100H215ZM224 101V100H223ZM228 101V100H227ZM237 101V104L239 103ZM260 101H262V103L264 102V92H263V95H262V97H261V100H260V96H259V100H258V102H260ZM21 103V101L19 100L18 101V105H17V108H20V103ZM120 103V105L121 104H125V103ZM219 102V101H218ZM235 102V101H234ZM242 102V104H245V102H243V101H241ZM240 102V103H241ZM256 101H254V103H255ZM22 103H23V101H22ZM99 103V102H98ZM104 103V102H103ZM142 103V102H141ZM143 103H145V102H143ZM202 104L204 103V100H203V102H201ZM207 103H208V101H207ZM228 103V102H227ZM227 103H226V105H227ZM232 103V102H231ZM257 103V102H256ZM88 104H89V102H88ZM95 104V103H94ZM94 104H92L91 106H93ZM101 104V103H100ZM115 104V103H114ZM126 104H128L127 102H126ZM148 105H149V103H147ZM156 104V103H155ZM154 104V105H155ZM158 104V103H157ZM206 104V103H205ZM219 104V103H218ZM217 104V105H218ZM223 104V103H222ZM234 104V103H233ZM258 104H261V103H258ZM264 104V103H263ZM97 105V104H96ZM105 105V104H104ZM112 105V104H111ZM132 106V105H134L135 106V104H129V106ZM139 104L137 103V106H138ZM161 105V104H160ZM246 105H247V103H246ZM250 105V104H249ZM252 105V104H251ZM250 105V106H251ZM88 106V105H87ZM95 106V105H94ZM94 106H93V109H95L94 108ZM106 106V105H105ZM107 106H109V105H107ZM106 106V107H107ZM128 106V105H127ZM130 106V107H131ZM133 106V107H134ZM140 106H143V104L141 105H139V107ZM144 106H147V105H144ZM151 106V105H150ZM153 106V105H152ZM159 106V105H158ZM208 106V105H207ZM206 106V107H207ZM210 106H212V105H210ZM228 106V105H227ZM234 105H232V107H233ZM253 106H256V105H253ZM258 106V105H257ZM262 107H263V105H261ZM99 107V106H98ZM102 107V106H101ZM104 107V106H103ZM123 107V106H122ZM157 106H155V108H156ZM160 107V106H159ZM200 107V106H199ZM217 107V106H216ZM220 107V106H219ZM221 107H222V105H221ZM230 107L231 106H228V108L230 109ZM97 108V107H96ZM109 108V107H108ZM111 108V107H110ZM120 108V107H119ZM118 108V109H119ZM134 108H136V107H134ZM201 108H203V105H202V107ZM204 108H205V106H204ZM208 108V107H207ZM224 108V107H223ZM228 108L226 107V111L229 113V111H228ZM235 108V106L233 107V109ZM237 108V107H236ZM241 108V107H240ZM239 108V109H240ZM252 108V110H254L253 109V107H251ZM92 109V110H93ZM101 110V109H103V108H98V110ZM124 109H125V106H124ZM129 109V108H128ZM127 109V110H128ZM131 109V108H130ZM141 108H139L138 109V111H140V113H141V111L142 110H140ZM143 109H144V107H143ZM146 109V108H145ZM144 109V110H145ZM148 109V108H147ZM220 109H222V108H220ZM219 109V110H220ZM246 109V108H245ZM256 109V108H255ZM259 109V108H258ZM260 109H262V108H260ZM163 110V111H164ZM232 110V109H231ZM21 111V110H20ZM123 111V110H122ZM135 111V110H134ZM148 111V110H147ZM196 111V110H195ZM194 111V112H195ZM203 111V110H202ZM202 111H200V112H202ZM208 111H210V112H213V111H211V110H208ZM237 111V110H236ZM239 111V110H238ZM241 111V110H240ZM243 111V110H242ZM247 111H249V109L247 110ZM247 111H246V113H247ZM259 110H257V111H253L252 113H254V112H258ZM97 112V111H96ZM101 112V111H100ZM125 112V111H124ZM133 111H131V113H132ZM152 112V111H151ZM156 112V111H155ZM161 112H162V110H161ZM169 113V114H173V113ZM179 112V113H180ZM206 112H207V110H206ZM215 112V111H214ZM233 112H234V110H233ZM131 113H129V114H131ZM134 113V112H133ZM136 113V112H135ZM153 113V112H152ZM157 113V112H156ZM196 113V112H195ZM218 113H220L219 111H218ZM222 113V112H221ZM235 113V112H234ZM233 113V114H234ZM242 113L243 112H239V114H241V116H242ZM252 113H251V115H252ZM260 113H261V111H260ZM168 114V115H169ZM189 114V113H188ZM198 114V113H197ZM200 114H202V113H200ZM216 114V113H215ZM225 114V111L223 110V113H222V115H224ZM238 113H236V115H237ZM244 114V113H243ZM258 113H256V115H257ZM20 115V114H19ZM136 115V114H135ZM150 115V114H149ZM152 115V114H151ZM154 115H156V114H154ZM158 115V114H157ZM160 115V114H159ZM163 115V114H162ZM177 115H178V113H177ZM184 115V114H183ZM191 115V114H190ZM217 115H219V114H217ZM222 115H220V116H222ZM246 114H244V116H245ZM249 115V114H248ZM251 115H249V116H246L245 118H242V119H244L243 120V123L241 122V121H239V122H241L242 124H244L243 125V127L241 128V129H244V130H242V131H240V133H238V131H236L237 132V134H240L242 137H244V136H247L246 134H247V132H248V134L251 132L252 134H254V133H256V135H257V130H258V128H252V129H257L255 132L253 131V130H248L247 128H248V126H250V129H251V126L255 123V126H256V123H257V120L259 121L260 120V118H262V117H264V115L262 116V117H259V116H261V115H259L258 117V119L257 120H255V121H253V119H254V117L253 118H251L250 116ZM133 116H134V114H133ZM139 116V115H138ZM165 115H163L162 117H164ZM172 116H174V115H172ZM171 116V117H172ZM189 116V115H188ZM187 116V117H188ZM193 115H191L190 117H192ZM195 117H197L196 115H194ZM199 116V115H198ZM210 116H211V114H210ZM225 116V115H224ZM230 116V115H229ZM233 116V115H232ZM9 117V116H8ZM121 117V116H120ZM153 117V116H152ZM151 117V118H152ZM159 117V116H158ZM168 117V116H167ZM187 117L185 116V119H187ZM194 117V121L196 122V118ZM201 117H202V115H201ZM207 117H208V115H207ZM206 117V119H208ZM212 117H214L215 118V116H212ZM216 117H218V116H216ZM231 117V116H230ZM235 117V116H234ZM233 117V118H234ZM239 117V116H238ZM237 117V118H238ZM256 117V116H255ZM10 118H11V116H10ZM123 118V117H122ZM121 118V119H122ZM151 118H149V122H151L152 120H154V118L153 119H151ZM197 118H199V120L201 119L202 120V118H200V116L199 117H197ZM211 118V117H210ZM223 118V117H222ZM240 118V117H239ZM120 119V120H121ZM125 119V118H124ZM135 119V118H134ZM141 119V118H140ZM148 119V118H147ZM161 119V118H160ZM159 119V120H160ZM164 119V118H163ZM171 119V118H170ZM174 118H172V120H173ZM203 119H205V117H203ZM218 119H219V117H218ZM221 119V118H220ZM219 119V120H220ZM119 120V122H121ZM138 120V119H137ZM144 120V119H143ZM151 120V121H150ZM159 120H158V122H159ZM166 120V119H165ZM164 120V121H165ZM168 120H169V117H168ZM168 120H167V122H168ZM174 120H176V117H175V119ZM179 120V119H178ZM188 120V119H187ZM191 120V119H190ZM190 120L188 121L189 122V127H191V126H194V124L195 123H191L190 124ZM192 120H193V118H192ZM214 121H215V119H213ZM11 119L9 120V118H7V123H9V124H11ZM131 121V120H130ZM147 121L148 120H146V121H143V123L144 122H146L147 123ZM163 121V120H162ZM194 121H192V122H194ZM203 121V120H202ZM207 121V120H206ZM210 121H212L211 119H210ZM210 121H208V122H210ZM214 121H212V124H211V127H213V126H215L214 124H213V122ZM221 121V120H220ZM261 121H264V120H262L261 119ZM123 122H125V121H123ZM149 122H148V124H149ZM155 122V124H153V123H151L152 125H155L156 126V120L154 121ZM157 122V123H158ZM170 122V121H169ZM174 122H176L177 123V121H174ZM188 122H186V120H185V123H187L188 124ZM222 122H225V121H222ZM221 122V123H222ZM238 122V121H237ZM260 122V121H259ZM130 123V122H129ZM166 123V122H165ZM180 123H183V119H182V122H180ZM179 123V124H180ZM185 123H183V126H186V125H184ZM204 123H205V121H204ZM211 123V122H210ZM125 124H126V122H125ZM199 124V123H198ZM207 124V123H206ZM205 124V125H206ZM218 124V123H217ZM240 124V123H239ZM238 124V125H239ZM258 124V123H257ZM260 124H261V122H260ZM124 125V124H123ZM158 125H159V123H158ZM161 125H164V122H162V124H161V122H160V126ZM168 125L170 126V125H172V123L170 124V123H168ZM178 125V124H177ZM182 125V124H181ZM180 125V126H181ZM201 125H203V123L201 124ZM201 125H199V126H201ZM213 125V126H212ZM221 125V124H220ZM237 125V123H236V121L233 119V121H231V120H229V126H231V127H237L238 126ZM261 125H264V124H261ZM165 126V125H164ZM169 126H167V127H169ZM175 125H173V127H174ZM182 126V127H183ZM204 126V125H203ZM207 126V125H206ZM205 126V127H206ZM209 126V125H208ZM228 126V127H229ZM11 127V126H10ZM163 127V126H162ZM161 127V128H162ZM177 126H175L174 128H176ZM189 127H187V128H189ZM216 127V126H215ZM214 127V128H215ZM220 127V126H219ZM234 127V128H235ZM259 127V126H258ZM262 127V126H261ZM11 128H13V126L11 127ZM10 128V129H11ZM15 128V127H14ZM59 127H57L56 125L55 126H53L52 127V132L51 133H53V135H54V133L56 132V130L58 129ZM113 128V127H112ZM131 128V127H130ZM137 128V127H136ZM161 128H160V130H161ZM170 128H172V126L170 127ZM170 128H169V130H167V131H170ZM193 128H195V127H193ZM199 128V127H198ZM200 128H202V127H200ZM199 128V129H200ZM208 128V127H207ZM230 128V127H229ZM238 128H239V126H238ZM126 129H127V127H126ZM132 129H134V128H132ZM166 129V128H165ZM168 129V128H167ZM181 129H183V128H181ZM210 129H212V128H210ZM216 129H217V127H216ZM261 129V128H260ZM263 129V128H262ZM54 130V131H53ZM116 130V129H115ZM124 130H125V128H124ZM164 130V129H163ZM162 130V131H163ZM175 130H177V129H175ZM174 130V131H175ZM200 130H202V129H200ZM203 130H204V128H203ZM207 130V129H206ZM219 130V129H218ZM230 130V129H229ZM235 130V129H234ZM233 130V131H234ZM240 130V129H239ZM138 131V130H137ZM165 131V130H164ZM163 131V132H164ZM179 131V130H178ZM208 132L207 133H209L210 131H209V129L207 130ZM215 131V130H214ZM221 131V130H220ZM231 131V130H230ZM262 131V130H261ZM141 132V131H140ZM139 132V133H140ZM145 132V131H144ZM157 132H158V130H157ZM161 132V131H160ZM177 132V131H176ZM175 132V133H176ZM200 132V131H199ZM213 132V131H212ZM211 132V133H212ZM216 132H218V131H216ZM216 132L214 133L216 136H217V134H220V133H217L216 134ZM254 132V133H253ZM258 132H260V130L258 131ZM136 133V132H135ZM135 133H134V135H135ZM139 133H137V134H139ZM152 132H150V134H151ZM155 133V132H154ZM154 133H152V134H154ZM162 133V132H161ZM161 133H159V134H161ZM173 133V132H172ZM175 133H173L172 135L171 134H167L166 135V137L164 136L163 138H167L169 141H170V139H172V140H174V141H177V142H179V143H181V145L182 144H184L185 146L187 145L189 148H190V151H191V153L193 152V151H195L194 150V146H195V144L197 143L196 142V134H197V131H196V128H195V131H191L190 129H188V130H185V129H183V131H180V133L181 134H175ZM201 134H202V131L200 132ZM200 133H199V135H200ZM205 133V132H204ZM211 133L210 134H207L208 136L209 135H211ZM212 133V134H213ZM250 133V134H251ZM98 134V133H97ZM117 134V133H116ZM146 134V133H145ZM164 135L166 134V133H163ZM175 134V135H174ZM226 134H227V132H226ZM231 133L229 132V135H230ZM235 134V133H234ZM251 134V135H252ZM262 134H263V132H262ZM262 134H260V136L262 135ZM0 135L2 136V138L3 139H5L6 140V143H7V145H8V143H10L11 142V138L10 137H8V133H7V131L4 129V127L1 125L0 126ZM114 135V134H113ZM134 135H132V136H134ZM155 135H157V134H155ZM162 135V134H161ZM223 136H224V134H222ZM239 135V136H240ZM258 135H259V133H258ZM56 136V135H55ZM119 136H121V135H119ZM131 136V137H132ZM163 136V135H162ZM202 138H203V136L204 137H207L206 135H200ZM214 136V135H213ZM240 136V137H241ZM253 136H255V135H253ZM252 136V137H253ZM117 137V136H116ZM126 137V136H125ZM136 138H137V135L135 136ZM141 137H142V134H141ZM141 137H138L139 139H141ZM157 137V136H156ZM211 137H212V135H211ZM222 136H219V138H220V140L222 139L221 138ZM227 137H228V134H227ZM232 137L234 138V136L232 135ZM249 137V136H248ZM247 137V138H248ZM8 138V139H7ZM58 138V137H57ZM111 138H112V131L109 129V128H106V130H104V131H101L100 133H99V135L96 137V140L98 141V142H100L101 144H104V145H107L108 147L106 148V150L107 151H105L104 152V154H107V159L110 161V163L114 166V167H112V168H115L116 167V169L117 168H119L120 167V165H121V158H120V156H119V152H117L118 151V149H117V151H116V149L114 148V146H113V143H111L112 141H111ZM114 138V137H113ZM118 138V137H117ZM133 138V137H132ZM135 138V139H136ZM137 138V139H138ZM150 138H154V136L153 137H149V139ZM216 138V137H215ZM214 138V139H215ZM219 138H218V141H219ZM224 138H226V137H223V139ZM239 138V137H238ZM250 138V137H249ZM256 138V137H255ZM116 139V138H115ZM134 139V140H135ZM136 139V140H137ZM146 141L145 142H147L148 141V137H146ZM210 140H213V139H211V138H209ZM208 138H207V140H209ZM241 139V138H240ZM251 139V138H250ZM259 139V138H258ZM128 140V139H127ZM152 141H153V143L154 142H158L159 141V144H160V142H161V137L159 138L158 137V141H155L154 139H151ZM167 140V141H168ZM203 140V139H202ZM201 140V141H202ZM209 140V141H210ZM249 140V139H248ZM247 140V141H248ZM111 141V142H110ZM114 141V140H113ZM144 141V140H143ZM163 141H164V139H163ZM161 142V144L162 143H164V142ZM215 141V140H214ZM229 141V140H228ZM246 141V142H247ZM50 142V141H49ZM52 142V141H51ZM89 142V141H88ZM119 142V141H118ZM126 142V139H125V141H124V143ZM130 142H131V140H130ZM151 142V141H150ZM198 142H199V140H198ZM219 142H221V141H219ZM230 142V144H231V141H229ZM234 142V141H233ZM251 142H252V139H251ZM251 142H247V146H248V143H251ZM257 142V141H256ZM261 142H262V144H258V145H262V146H259V150L262 152V153H264V134H263V136H262V139H261ZM6 143H4V144H6ZM135 143V142H134ZM153 143H152V145H153ZM155 143V144H156ZM169 143H171V141L169 142ZM217 143V142H216ZM241 143V142H240ZM260 143V142H259ZM3 144V145H4ZM97 144V143H96ZM116 144H117V142H116ZM148 144V143H147ZM147 144H146V149H148L149 148V145L151 144H149L148 145V148H147ZM158 144V143H157ZM173 144V143H172ZM176 144V143H175ZM174 144V145H175ZM199 144H201V142L199 143ZM227 144V143H226ZM244 144H245V139H244ZM257 144V143H256ZM2 145V146H3ZM6 145V146H7ZM104 145H103V147H104ZM121 145V144H120ZM126 145H128V144H126ZM171 145V144H170ZM169 145V146H170ZM174 145H173V147H174ZM180 145V146H181ZM184 145H183V147H184ZM203 145V144H202ZM224 145V144H223ZM222 145V146H223ZM239 145V144H238ZM250 145V144H249ZM102 146V145H101ZM159 146V145H158ZM162 146V145H161ZM163 146H164V144H163ZM167 146H168V144H167ZM167 146H165V148L167 147ZM186 146V149H188V147ZM201 146V145H200ZM222 146H220V147H222ZM253 146H254V143H253ZM256 146V145H255ZM106 147V146H105ZM121 147V146H120ZM134 147V146H133ZM160 147V146H159ZM158 147V148H159ZM172 147V146H171ZM170 147V148H171ZM228 147V146H227ZM230 147H231V145H230ZM232 147H234L233 146V144H232ZM239 147V146H238ZM241 147H244V145L242 144V146ZM246 147V146H245ZM7 148V147H6ZM6 148H4L5 150H6ZM128 148V147H127ZM132 148V147H131ZM130 148V149H131ZM140 148V147H139ZM138 148V149H139ZM165 148H163V147H161V149H165ZM170 148H168L169 150H170ZM174 148H176V147H174ZM196 148V147H195ZM247 148V147H246ZM251 148V146L249 147V150H251L250 149ZM3 149V151H5ZM120 149V148H119ZM137 149V150H138ZM146 149H143V150H145L146 151ZM150 149H152V147H150ZM156 149H157V147H156ZM160 149V150H161ZM185 149V148H184ZM205 149V148H204ZM209 149V148H208ZM214 149V148H213ZM230 149H232V148H230ZM235 149H237V146H236V148ZM239 149V148H238ZM243 149V148H242ZM245 149V148H244ZM243 149V150H244ZM55 150V149H54ZM133 150H136L135 148L133 149ZM136 150V151H137ZM142 150V151H143ZM163 150H161L162 152H163ZM169 150H167L166 149V151H165V153L167 152V151H169ZM172 150V149H171ZM173 150H175V149H173ZM177 150H178V147H177ZM176 150V151H177ZM220 150V149H219ZM7 151V150H6ZM5 151V152H6ZM52 151V150H51ZM56 152H57V150H55ZM124 151V150H123ZM141 151V150H140ZM157 151V150H156ZM175 151V152H176ZM204 151V150H203ZM239 151H240V149H239ZM239 151H236V154H237V152H239ZM246 151H247V149H246ZM254 151V150H253ZM252 151V152H253ZM255 151H256V149H255ZM255 151H254V153H255ZM130 152H132V150L130 151ZM154 152V151H153ZM152 152V153H153ZM172 152V151H171ZM183 152V151H182ZM185 152V151H184ZM183 152V154H185V155H189V153H187V151L184 153ZM198 152V150L197 151H195L192 155L194 156V158L195 157H197L196 155L198 154L197 153ZM241 153L243 152V151H240ZM58 153V152H57ZM155 153H157V152H155ZM154 153V154H155ZM158 153H159V151H158ZM195 153H197L196 155H194ZM202 153V150L200 149V154ZM124 154V153H123ZM126 154H128L127 152H126ZM147 154V153H146ZM161 154H163V153H161ZM167 154H168V152H167ZM199 154V155H200ZM224 154H226V153H224ZM247 154V153H246ZM245 154V155H246ZM248 154H249V152H248ZM247 154V155H248ZM256 154V153H255ZM57 154L55 153V155L53 154V156L54 157H57L56 156ZM67 155V154H66ZM121 155V154H120ZM125 155V154H124ZM156 155H158V154H156ZM166 155V154H165ZM172 156H173V153L171 154ZM175 155V154H174ZM205 155V157L204 158H206V154H203L202 156H204ZM243 155V154H242ZM251 155V154H250ZM249 155V156H250ZM49 156H50V154H49ZM128 156V155H127ZM155 156V155H154ZM161 156V155H160ZM167 156V155H166ZM176 156V155H175ZM178 156H179V154H178ZM210 156V155H209ZM238 156V155H237ZM236 156V157H237ZM259 156V155H258ZM124 157V156H123ZM125 157H126V155H125ZM132 158V159H135L136 158V156H135V153H133V154H129V158ZM148 157H150L149 156V153H148ZM147 157V159H149ZM185 157H187V156H185ZM200 157H201V155L199 156V159H200ZM229 157V156H228ZM240 157H241V155H240ZM239 157V158H240ZM257 157V156H256ZM260 157V156H259ZM120 158V159H119ZM128 157H127V159L130 161V159H129ZM155 158V157H154ZM175 158V157H174ZM177 158V157H176ZM190 157H188V159H189ZM192 158V157H191ZM190 158V159H191ZM202 158V157H201ZM244 158V157H243ZM251 158H252V156H251ZM251 158H250V161H251ZM261 158V157H260ZM259 158V159H260ZM127 159H126V161H127ZM168 159H171V157H169ZM178 159H179V157L177 158V159H175V161L177 160L178 161ZM187 159V158H186ZM196 159H198V158H195L194 159V164L192 163V165H195V162H198V160L197 161H195ZM214 159V158H213ZM227 159V158H226ZM246 159V158H245ZM258 159V158H257ZM56 160V159H55ZM67 160V159H66ZM107 160V161H108ZM156 160V159H155ZM154 160V161H155ZM159 161L160 160H162V159H158ZM157 160V161H158ZM164 160V159H163ZM171 160H174V159H171ZM183 160V159H182ZM181 159H180V161H182ZM201 160H204V161H206L205 159H201ZM211 160H212V158H211ZM240 160V159H239ZM126 161H125V163H126ZM150 161V160H149ZM153 161V160H152ZM191 161H192V159H191ZM220 161V160H219ZM226 161V160H225ZM236 161V160H235ZM234 161V162H235ZM242 161V163H244L243 162V160H242V158H241V160L239 161V162H241ZM48 162H50V161H48ZM143 162H145V161H143ZM188 162H190V160L188 161ZM207 162V161H206ZM222 162H224V161H222ZM245 162H249V160L248 161H245ZM253 162H254V160H253ZM129 163V165H130V162H128ZM163 163V162H162ZM175 162H172L171 164L173 165ZM179 163V162H178ZM183 163H186V162H184V160H183ZM182 163V164H183ZM203 162H201V164H202ZM212 163V162H211ZM221 163V162H220ZM237 162H235V164H236ZM252 163V162H251ZM26 164V163H25ZM55 164V163H54ZM64 163H62V165H63ZM127 164V163H126ZM125 164V165H126ZM151 164V163H150ZM153 164H154V162H153ZM156 164H158L159 165V163L157 162ZM177 164V163H176ZM205 164L206 163H204L203 165L205 166ZM210 164V163H209ZM213 164V163H212ZM223 164V163H222ZM226 164V163H225ZM224 164V165H225ZM231 164H232V162H231ZM239 164V163H238ZM262 164V163H261ZM14 165V164H13ZM28 165V164H27ZM128 165V164H127ZM165 165H167V163L165 164ZM169 165H170V163H169ZM188 165V164H187ZM198 165H200V163H198ZM208 165V164H207ZM243 165H245V164H243ZM247 165V164H246ZM251 165V164H250ZM256 165H258V164H256ZM25 166V165H24ZM29 166V165H28ZM65 166V165H64ZM153 166V165H152ZM175 166H177V165H175ZM174 165L172 166V167H175ZM182 166V165H181ZM185 166V165H184ZM189 166V165H188ZM188 166H186V167H188ZM191 166V165H190ZM226 166V165H225ZM231 166V165H230ZM229 166V167H230ZM237 166V165H236ZM240 166H242V165H239V168H240ZM247 166H249V165H247ZM255 166V165H254ZM12 167V166H11ZM22 167V166H21ZM36 167H38V166H36ZM121 167H122V165H121ZM156 167V166H155ZM159 167H161V165L159 166ZM163 167V168H162ZM161 168L162 169H164V165L162 166ZM193 167V169L195 168L194 166H192ZM191 167V168H192ZM197 167V166H196ZM199 167H201V165L199 166ZM222 167V166H221ZM235 166H233V168H234ZM242 167H244V166H242ZM89 168H91V166L89 167ZM92 168H94V167H92ZM109 168V167H108ZM129 168V167H128ZM127 168V169H128ZM132 168V167H131ZM154 168V167H153ZM182 167H178V169L177 170H179V169H181ZM226 168H227V166H226ZM231 168V167H230ZM239 168H237L238 170H239ZM246 168V167H245ZM245 168H241V170L242 169H244L245 170ZM250 168V167H249ZM254 169L253 170H255V167H253ZM261 168V167H260ZM14 169V168H13ZM21 169H23V168H21ZM27 169V168H26ZM111 169V168H110ZM109 169V170H110ZM119 169H121V168H119ZM126 169V168H125ZM138 169V168H137ZM174 169H176V168H174ZM184 169H185V167H184ZM199 169H201V168H199ZM210 169H213V168H210ZM210 169H208V170H210ZM220 169H222V168H220ZM236 171H237V169L236 168H234ZM262 169L264 170V164H263V166H262ZM31 170V169H30ZM114 170V169H113ZM151 170V169H150ZM156 170H159V169H157V167H156ZM177 170H170V171H176V173L178 174V173H180V172H178ZM182 170H183V168H182ZM197 170V169H196ZM228 170V169H227ZM235 170H234V172H235ZM244 170H242V171H244ZM253 170H251V171H253ZM262 170V171H263ZM91 171V170H90ZM94 171V170H93ZM99 171V170H98ZM123 171V170H122ZM145 171H147V170H145ZM151 171H154V170H151ZM160 171V170H159ZM186 171V170H185ZM224 171V170H223ZM222 171V172H223ZM246 171V170H245ZM73 172V171H72ZM87 172H89V171H87ZM134 172V171H133ZM191 172L193 173V170H191ZM196 172V171H195ZM212 172V171H211ZM217 172H220L219 170L217 171ZM247 172V171H246ZM245 172V173H246ZM255 172V171H254ZM89 173H91V172H89ZM116 173V172H115ZM130 173H131V176H132V171H130ZM143 173H145V172H143ZM149 174H150V172H148ZM163 173L165 174V176H167V178H165V179H167L168 180V177H169V172H168V166H167V168H165L164 169V171H163ZM213 173V172H212ZM229 173H230V171H229ZM236 173V172H235ZM235 173H234V175H235ZM238 173H239V171H238ZM237 173V174H238ZM27 174V173H26ZM69 174V173H68ZM124 174V173H123ZM129 174V173H128ZM127 174V175H128ZM136 174H137V172H136ZM153 174H155V172L153 173ZM160 174V173H159ZM172 174H174L175 176H176V174L175 173H172ZM181 174H182V172H181ZM184 174H186L185 172H184ZM214 174V173H213ZM224 174H225V172H224ZM226 174H228V172H226ZM237 174L235 175L236 177H235V179L237 178ZM242 174H244V173H242ZM19 175V174H18ZM57 175H58V173H57ZM99 175V174H98ZM134 175V174H133ZM140 175V174H139ZM215 175V174H214ZM214 175H213V177H214ZM230 175V174H229ZM231 175H233V173H231ZM234 175H233V177L232 176H230L231 178H234ZM239 175H241V173L239 174ZM251 175V174H250ZM252 175H254V174H252ZM71 176V175H70ZM103 176V175H102ZM101 176V177H102ZM117 176V175H116ZM115 176V177H116ZM123 176V175H122ZM141 176H142V174H141ZM153 176V175H152ZM155 176V175H154ZM186 176V175H185ZM193 176H194V174H193ZM209 176V175H208ZM245 176V175H244ZM246 176H248V174H246ZM55 177V176H54ZM65 177V176H64ZM76 177V176H75ZM87 177V176H86ZM99 177V176H98ZM129 177V176H128ZM134 177H136V176H134ZM149 177V176H148ZM172 178H173V176H171ZM216 177H217V175H216ZM219 177V176H218ZM221 177H223V174H222V176ZM221 177L220 178H216V180L218 179V181H219V179H221ZM225 177V176H224ZM228 177V176H227ZM239 178H241V176H238ZM70 178V177H69ZM78 178H80V177H78ZM113 178H114V176H113ZM117 178V180H118V177H116ZM126 178V177H125ZM138 178V177H137ZM143 178V177H142ZM150 178V177H149ZM152 178H154V177H152ZM151 178V179H152ZM172 178H170V180L172 181ZM187 178V177H186ZM192 178H194V177H192ZM192 178H187V180H191ZM195 178H196V176H195ZM226 178V177H225ZM238 178V179H239ZM98 179V178H97ZM129 179V178H128ZM134 179V178H133ZM163 179H164V177H163ZM165 179H164V181H165ZM175 179V178H174ZM197 179V178H196ZM209 179H210V176H209ZM228 179V178H227ZM242 179V178H241ZM240 179V180H241ZM246 179H249V176L246 178ZM100 180H101V178H100ZM137 180V179H136ZM186 180V179H185ZM212 180H213V178H212ZM223 180H224V178H223ZM231 180V179H230ZM237 180V179H236ZM83 181V180H82ZM95 181V180H94ZM93 181V182H94ZM111 181V180H110ZM129 181V180H128ZM139 181H141L140 179H139ZM155 181V180H154ZM170 181V182H171ZM194 181V180H193ZM193 181H191V182H193ZM202 181V180H201ZM204 181V180H203ZM202 181V184H204V185H206L205 183L206 182H208V181H206L205 183ZM210 181V180H209ZM221 181V180H220ZM219 181V182H220ZM226 181V180H225ZM107 182V181H106ZM116 182H119V181H116ZM127 182V181H126ZM143 182H144V180H143ZM163 182V181H162ZM162 182H161V185H162ZM167 182V181H166ZM169 182V181H168ZM169 182V183H170ZM174 182V181H173ZM176 182V181H175ZM185 182H188V181H185ZM184 182V183H185ZM191 182H189V183H191ZM198 182V181H197ZM214 182H215V180H214ZM217 182V181H216ZM215 182V183H216ZM226 182H228V181H226ZM240 182V181H239ZM238 182V183H239ZM54 183H56V182H54ZM76 183H77V181H76ZM96 183H98V182H96ZM95 183V184H96ZM100 183V182H99ZM98 183V184H99ZM125 183V182H124ZM129 183V182H128ZM139 183V182H138ZM144 183H146V181L144 182ZM150 183V182H149ZM152 183V182H151ZM164 183V182H163ZM168 183V184H169ZM199 183H200V180H199ZM198 183V184H199ZM212 183V182H211ZM210 183V184H211ZM130 184H132V182H130ZM146 184H148V183H146ZM177 184H178V182H177ZM208 184V183H207ZM209 184V185H210ZM214 184V183H213ZM220 184H221V182H220ZM226 183H224V185H225ZM230 184V183H229ZM228 184V185H229ZM79 185V184H78ZM90 185V184H89ZM118 185H120V184H118ZM121 185H122V183H121ZM125 184H123V186H124ZM150 185H152V184H150ZM170 185H172L171 183H170ZM169 185V186H170ZM181 184H179V186H180ZM187 185V184H186ZM189 185V184H188ZM228 185H226V186H228ZM238 185V184H237ZM57 186V185H56ZM76 186V185H75ZM87 186V185H86ZM99 186V185H98ZM136 186H137V184H136ZM147 186V185H146ZM165 186V185H164ZM173 186V185H172ZM171 186V187H172ZM177 186V185H176ZM182 186H183V184H182ZM191 184H190V188H191ZM199 186H201V185H199ZM212 186V185H211ZM219 186H221V185H219ZM223 186V185H222ZM221 186V187H222ZM226 186H224V187H226ZM240 185H238V187H239ZM76 187H79V186H76ZM125 187V186H124ZM123 187V189H126V188H124ZM131 187V186H130ZM138 187V186H137ZM166 187V186H165ZM198 187V186H197ZM206 187H207V185H206ZM209 187V186H208ZM208 187H207V189H208ZM229 187V186H228ZM87 188V187H86ZM119 188V187H118ZM122 188V187H121ZM128 189H129V186L127 187ZM134 188V187H133ZM162 188V187H161ZM164 188V187H163ZM180 190H179V187H178V190H176V189H174L173 187H172V189H174V191L176 190V194H177V196L175 195V197H174V199H171L170 200V196H169V199L166 197V199L167 200H169V201H167V203H168V207H169V209H170V212L172 211H174V213H176V215H178L179 217H181L182 219V221H183V224L180 226L181 227V229L185 232V234H187L190 238H191V248H190V250L188 251L189 253L187 254V255H185V256H183V257H185V260L183 261V262H180V263H178L175 259H174V257L176 258V256L177 255H179L178 254V251H177V248H176V250L174 249H172V248H170V246H161V247H158V248H156L154 251H153V253H149L147 256H145L141 261H139L138 262V264H213V263H211V260L212 259H214L215 257H214V254H213V252H214V250H218V256L221 258V257H223V254L222 253H220V249H221V246H222V241H221V243H220V247L219 246H217V245H214V247H216L215 249H214V247H213V245L212 244H210L209 245V241L211 240L210 239V237H212V236H208V235H211V233L209 234V230H208V235H206V233L204 234V229H203V227H205V226H203V224H204V222L205 221H208V222H211V223H214V218L212 217L214 214H212V212H211V214H212V216H210L209 215V213H204V208L202 209V213H198V205H197V211L194 213L192 210V212H185L183 209L186 207V203H189L188 201H189V199H190V194H189V187L187 186V187H181L180 186ZM200 188V187H199ZM199 188L198 189H195V190H199ZM213 188H214V185H213ZM216 188H218V187H216ZM220 188V187H219ZM69 189V188H68ZM103 189V188H102ZM120 189V188H119ZM127 189V190H128ZM131 189V188H130ZM169 188H168V186H167V188L166 189H164L165 190V192L168 190ZM192 189V188H191ZM193 189H194V186H193ZM206 189V188H205ZM234 189V188H233ZM62 190V189H61ZM74 190V189H73ZM88 190V189H87ZM122 190V189H121ZM163 190V189H162ZM203 190V189H202ZM202 190H199V191H202ZM211 190V189H210ZM213 190V189H212ZM215 190V189H214ZM217 190V189H216ZM224 190V189H223ZM230 190H231V188H230ZM71 191V190H70ZM69 191V192H70ZM90 191V190H89ZM104 191V190H103ZM115 191H117V189L115 190ZM120 191V190H119ZM119 191L117 192V194L119 193ZM168 191H170V190H168ZM167 191V192H168ZM172 192H173V190H171ZM217 191H219V190H217ZM228 191V190H227ZM237 191V190H236ZM73 192V191H72ZM98 192H101L102 194L104 193V192H106V190L104 191V192H102L101 190H99ZM97 192V193H98ZM113 192V191H112ZM128 192H130V191H128ZM127 192V193H128ZM166 192V193H167ZM192 192V191H191ZM193 192H195V191H193ZM197 192V191H196ZM195 192V193H196ZM203 192V191H202ZM211 192V191H210ZM213 193L215 192V191H212ZM211 192V193H212ZM221 192V191H220ZM219 192V193H220ZM224 192V191H223ZM229 192V191H228ZM231 193H232V191H230ZM233 192H235V190H233ZM59 193H61L60 191H59ZM82 194H83V192H81ZM88 193V192H87ZM116 193V192H115ZM115 193H113V194H115ZM127 193H126V195H127ZM169 193V192H168ZM201 193V192H200ZM213 193H212V196H213ZM218 193V192H217ZM67 194V193H66ZM80 194V193H79ZM95 194V193H94ZM105 194H107V193H105ZM104 194V195H105ZM112 194V195H113ZM120 194V193H119ZM170 194V193H169ZM173 194V193H172ZM199 194V193H198ZM203 194V193H202ZM225 194V193H224ZM228 194V193H227ZM61 195V194H60ZM69 195V194H68ZM70 195H71V193H70ZM74 195H75V193H74ZM84 195V194H83ZM82 195V196H83ZM101 195V194H100ZM103 195V196H104ZM124 196H126L125 194H123ZM129 195V194H128ZM166 195H168V194H166ZM194 195V194H193ZM211 195V194H210ZM220 195V194H219ZM248 195V194H247ZM86 196V195H85ZM94 196H96V195H94ZM97 196H99V195H97ZM102 196V195H101ZM107 196H110L111 198L112 197H114V196H111V195H109V194H107ZM106 196V197H107ZM120 196V195H119ZM173 196V195H172ZM192 196V195H191ZM199 196H201V195H199ZM225 196V195H224ZM231 196V195H230ZM229 196V197H230ZM245 196V195H244ZM58 197V196H57ZM105 197V198H106ZM194 197V196H193ZM198 197V196H197ZM196 197V198H197ZM228 197V196H227ZM59 198V197H58ZM70 198V197H69ZM116 198H118V196L116 197ZM122 198V197H121ZM121 198H119V199H121ZM125 198V197H124ZM127 198V197H126ZM157 198V197H156ZM217 198V197H216ZM53 199V198H52ZM75 199V198H74ZM108 199H110V198H108L107 197V200ZM118 199V200H119ZM164 199V198H163ZM162 199V200H163ZM165 199V200H166ZM221 199V198H220ZM78 200V199H77ZM111 200V199H110ZM113 200V199H112ZM115 200V199H114ZM161 200V199H160ZM202 200V199H201ZM206 200H207V198H206ZM214 200H215V198H214ZM227 200V199H226ZM231 200V199H230ZM245 200V199H244ZM80 201V200H79ZM96 201V200H95ZM104 201V200H103ZM195 201V200H194ZM212 201V200H211ZM216 201V200H215ZM214 201V202H215ZM220 201V200H219ZM49 202V201H48ZM99 202V201H98ZM112 202V201H111ZM117 202V201H116ZM199 202V201H198ZM201 202V201H200ZM207 202H209V201H207ZM206 202V203H207ZM213 202V203H214ZM232 202H233V200L231 201V204H232ZM246 202V201H245ZM73 203V202H72ZM75 203V202H74ZM81 202H79L78 204H80ZM158 203V201H156V199H153L152 200V204H153V206H155L156 204ZM162 204V201L161 202H159V204ZM228 203V202H227ZM247 203V202H246ZM70 204V203H69ZM68 204V205H69ZM86 204V203H85ZM111 204H118V203H111ZM121 204V203H120ZM119 204V205H120ZM123 204V203H122ZM197 204V203H196ZM202 204V206H203V203H201ZM200 204V205H201ZM87 205V204H86ZM96 205V204H95ZM167 205V204H166ZM183 205H185V207L183 206ZM210 205H211V203H210ZM73 206V205H72ZM83 206V205H82ZM165 206V205H164ZM183 206V207H182ZM194 206V205H193ZM215 206V205H214ZM65 207H67V206H65ZM79 207V206H78ZM83 207H85V206H83ZM83 207L80 209V210H82L83 209ZM87 207V206H86ZM115 207V206H114ZM157 207V206H156ZM160 207H162V208H164L163 207V205H159V208ZM206 207V206H205ZM211 207V206H210ZM216 207H219V206H216ZM54 208V207H53ZM72 208H75L76 209V207H75V205H74V207H72ZM72 208H70V210L72 209ZM80 208V207H79ZM101 208V207H100ZM118 208V207H117ZM183 208V209H182ZM194 208H195V206H194ZM207 208V207H206ZM205 208V209H206ZM212 208V210H213V207H211ZM89 209V208H88ZM92 209H96V207L94 208H92ZM92 209L90 210L91 212H92ZM106 209V208H105ZM165 209V208H164ZM172 209V210H171ZM208 209H210V208H208ZM207 209V210H208ZM225 209V208H224ZM4 210V209H3ZM7 210V209H6ZM55 210H57V209H55ZM113 211L115 210V213H117V209H115V208H113L112 209ZM111 210V211H112ZM212 210H210V211H212ZM217 210V209H216ZM229 210H230V208H229ZM235 210V209H234ZM68 211V210H67ZM112 211V212H113ZM155 211V210H154ZM200 211V210H199ZM220 211V210H219ZM218 211V212H219ZM221 211H223L222 209H221ZM237 211V210H236ZM235 211V212H236ZM259 211V210H258ZM102 212V211H101ZM107 212V211H106ZM206 212H208V211H206ZM213 212H214V210H213ZM232 212V211H231ZM61 213V212H60ZM69 213H71V212H69ZM69 213H67V214H69ZM76 213H79V211L78 212H76ZM76 213L74 214V216H76ZM83 213H84V211H83ZM87 213H89V211L87 212ZM93 213H95V212H93ZM107 213H109V212H107ZM111 213V212H110ZM115 213H112V214H115ZM224 213V212H223ZM226 213V212H225ZM237 213V212H236ZM56 214V213H55ZM218 214V213H217ZM59 215H61V214H59ZM65 215V214H64ZM80 215H81V213H80ZM176 215H174V216H176ZM221 215V214H220ZM234 215H237V214H235L234 213ZM27 216H28V214H27ZM51 216H53V215H51ZM56 216H58V214L56 215ZM62 216V215H61ZM70 216V215H69ZM87 216V215H86ZM95 216H97V215H95ZM110 216V215H109ZM115 216V215H114ZM113 216V217H114ZM177 216V217H178ZM217 216V215H216ZM215 216V217H216ZM22 217H24V216H22ZM67 217V216H66ZM71 217V216H70ZM90 217H92L91 215H90ZM110 217H112V216H110ZM115 217H117V215L115 216ZM53 218V217H52ZM51 218V219H52ZM56 218V217H55ZM73 218V217H72ZM72 218H70L71 220H72ZM93 218V217H92ZM218 218V217H217ZM50 219V218H49ZM50 219V220H51ZM57 219V218H56ZM76 219V218H75ZM83 219H85V218H83ZM106 219V218H105ZM176 219H178V218H176ZM180 219V218H179ZM216 219V218H215ZM222 219V218H221ZM221 219H219V220H221ZM58 220V219H57ZM60 220V219H59ZM58 220V221H59ZM86 220V219H85ZM218 220V221H219ZM230 220V219H229ZM91 221V220H90ZM218 221H215L216 223L218 222ZM224 221V220H223ZM222 221V222H223ZM21 222V221H20ZM53 222H54V220H53ZM56 222V221H55ZM84 222V221H83ZM180 222V221H179ZM207 222V224L208 225H210V227L209 228H211V224H209ZM221 222V221H220ZM232 222V221H231ZM227 223H229V222H227ZM233 223V222H232ZM236 223V222H235ZM244 223V222H243ZM206 224V225H207ZM224 224H225V222H224ZM84 225V224H83ZM230 225H231V223H230ZM216 228H219V227H217V226H215ZM230 227V226H229ZM228 227V228H229ZM214 228V227H213ZM212 228V229H213ZM224 228H226L225 226H224ZM224 228H222L223 230H224ZM37 229V228H36ZM42 229V228H41ZM80 229V228H79ZM82 229V228H81ZM220 229V228H219ZM235 229V228H234ZM20 230V229H19ZM33 230H34V228H33ZM75 230V229H74ZM206 230V232H207V229H205ZM227 230H229V229H226V231ZM238 230V229H237ZM37 231H38V229H37ZM72 231V230H71ZM78 231V230H77ZM182 231V232H183ZM251 231V230H250ZM249 231V232H250ZM50 232H52V231H50ZM67 232V231H66ZM183 232V233H184ZM245 232V231H244ZM243 232V233H244ZM75 233V232H74ZM73 233V234H74ZM228 233V232H227ZM227 233H225V235L227 234ZM43 234V233H42ZM184 234V235H185ZM223 234H224V231H223ZM223 234H222V237H223ZM48 235V234H47ZM75 235V234H74ZM219 235V234H218ZM221 235V234H220ZM219 235V236H220ZM72 236V235H71ZM204 236H206V237H209V241H207L208 242V245H205V243L203 244L202 242H200V239H203V237ZM216 236V235H215ZM244 236V235H243ZM264 236V235H263ZM24 237V236H23ZM75 237V236H74ZM250 237H251V235H250ZM52 238H54L53 236H52ZM76 238V237H75ZM86 238V237H85ZM221 238V236L219 237V239ZM227 238V237H226ZM24 239V238H23ZM61 239V238H60ZM67 239V238H66ZM70 239V238H69ZM73 239V238H72ZM213 239H214V236H213ZM222 239V238H221ZM224 239V238H223ZM253 239H254V237H253ZM74 240V239H73ZM70 241V242H73L74 243V241ZM205 240H207V239H205ZM217 240H218V238H217ZM229 240V239H228ZM256 240H258V239H256ZM60 240H58V242H59ZM202 241V240H201ZM212 241V240H211ZM223 241H225V240H223ZM231 241H233V239L231 240ZM246 241V240H245ZM248 241V240H247ZM247 241H246V243L244 242V244L245 245H247L248 243H247ZM250 241H251V239H250ZM252 241H254V240H252ZM260 241V240H259ZM24 242V241H23ZM45 242V241H44ZM49 242V241H48ZM206 242V241H205ZM215 242V241H214ZM219 242V241H218ZM234 242V241H233ZM21 243V242H20ZM61 243V242H60ZM224 243V242H223ZM235 243V242H234ZM233 243V244H234ZM239 243V242H238ZM242 243H243V241H242ZM260 243V242H259ZM25 244V243H24ZM59 244V243H58ZM78 244V243H77ZM84 244V243H83ZM217 244V243H216ZM232 244V243H231ZM230 244V245H231ZM232 244V245H233ZM240 244V243H239ZM243 244V245H244ZM252 244V243H251ZM264 244V243H263ZM23 245V244H22ZM26 245V244H25ZM63 246L65 245L64 243L62 244ZM71 245L73 246V244L71 243ZM235 245V244H234ZM233 245V246H234ZM10 246V245H9ZM74 246H75V243H74ZM83 246V245H82ZM81 246V247H82ZM86 246V245H85ZM228 246H229V244H228ZM236 246V245H235ZM237 246H239V245H237ZM248 246H250V245H248ZM60 247V246H59ZM71 246H69V248H70ZM84 247V246H83ZM82 247V248H83ZM220 249H219V248ZM224 247V246H223ZM239 247H241V246H239ZM16 248H17V246H16ZM23 248V247H22ZM58 248V247H57ZM85 248V247H84ZM249 248V247H248ZM10 249V248H9ZM18 249H19V247H18ZM25 249V248H24ZM59 249H61V248H59ZM71 249V248H70ZM79 249H80V245H79ZM234 249V248H233ZM262 249L264 250V246L262 245ZM62 250H63V248H62ZM65 250V249H64ZM73 250H74V248H73ZM73 250H72V252H73ZM80 250H82V249H80ZM90 250V249H89ZM93 250V249H92ZM238 250V249H237ZM245 250V249H244ZM16 251V250H15ZM183 251V250H182ZM223 251V250H222ZM229 251V249L227 250V252ZM233 251V250H232ZM71 252V251H70ZM71 252V253H72ZM81 252H83V251H81ZM87 252H88V250H87ZM90 252V251H89ZM215 252H217V251H215ZM231 252V251H230ZM244 252V251H243ZM17 253V252H16ZM20 253V252H19ZM71 253H69V254H71ZM73 253H75L76 255H78L75 251L73 252ZM85 253V252H84ZM177 253V255H175ZM183 253H184V251H183ZM182 253V254H183ZM186 253V252H185ZM224 253V252H223ZM234 253H237V252H234ZM239 253H241V252H239ZM247 253H248V251H247ZM181 254V255H182ZM225 254V253H224ZM228 254V253H227ZM231 254V253H230ZM230 254H228V256H230ZM243 254V253H242ZM252 254V253H251ZM29 255V254H28ZM74 255V254H73ZM84 255V254H83ZM184 255V254H183ZM248 255V254H247ZM247 255H246V257H247ZM254 255V254H253ZM2 256H4V255H2ZM32 256V255H31ZM217 256V257H218ZM235 256V255H234ZM244 255H242V257H243ZM6 257V256H5ZM74 257V256H73ZM76 257V256H75ZM1 258V257H0ZM26 258V257H25ZM234 258V257H233ZM236 258V257H235ZM10 259V258H9ZM8 259V260H9ZM20 259V258H19ZM24 259V258H23ZM22 259V260H23ZM75 259V258H74ZM183 259V258H182ZM224 259V258H223ZM230 259V258H229ZM236 259H239L238 257L236 258ZM235 259V260H236ZM241 259V258H240ZM258 259V258H257ZM2 260V259H1ZM0 260V261H1ZM7 260V259H6ZM225 260V259H224ZM235 260H233V263L235 264V263H237V261H235ZM247 260H248V258H247ZM252 260V259H251ZM5 261V260H4ZM10 261V260H9ZM20 261V260H19ZM91 261V260H90ZM182 261V260H181ZM227 261V260H226ZM229 261V260H228ZM239 261V260H238ZM6 263H7V261H6ZM218 263H219V261H218ZM222 263H223V261H222ZM232 263V261H231V259H230V264ZM240 263H241V261H240ZM248 263H250V261H248ZM254 263H255V261H254ZM0 264H3V261H2V263H0ZM9 264V263H8ZM224 264V263H223ZM239 264V263H238ZM242 264V263H241ZM252 264V263H251Z\"/></svg>",
    "mask_w": 264,
    "mask_h": 264
}]
</instances>
